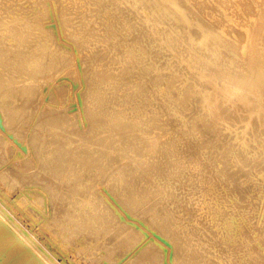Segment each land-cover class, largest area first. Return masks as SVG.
I'll list each match as a JSON object with an SVG mask.
<instances>
[{"label":"bare ground","instance_id":"6f19581e","mask_svg":"<svg viewBox=\"0 0 264 264\" xmlns=\"http://www.w3.org/2000/svg\"><path fill=\"white\" fill-rule=\"evenodd\" d=\"M20 1L22 2L23 0H18L17 2L19 3ZM27 1L28 0L23 1L22 4H24V2H27ZM41 1H44V0H41ZM33 2H35V0ZM90 2H91V0H52L51 5H50V3L47 4V2L46 3L42 2V3L37 4L38 3V1H37L36 5H34L35 4L34 3L33 4L34 6H33L30 4L28 5V3H26L27 5L26 4L22 5L21 3H19V5L18 4L12 5L13 2L11 0H0V201L1 200L8 201V203H10V206L13 209H17V210H19V209L22 210L23 208H26V206L31 205V207L28 206V208L23 209V210H25V212H22V213L29 214V218L35 224H37V226H38V224H40L41 227L45 231H49L52 239L54 238V240L59 244L60 247L65 248L64 253H66L65 251H67L66 248H68V247H72V250H73V248H78V252L80 254L83 252L84 259L87 262H89L88 261L89 259H93L96 254H99L101 257L98 259L94 258L93 260H95V261L99 260L100 261V259H105V261L107 260L106 262L109 264H120L119 262H121V264H264V0H253V4H250L249 2H247V0L246 1L245 0H233L232 2L231 1L229 2V0H212L209 3H212L214 6L210 7L212 5L211 4V5H209L210 8L206 7L203 2H197V1H193V0H165V1L164 0H124V2H123L124 4L125 3L127 4V7L129 8V12L130 11L132 12V10L134 12L135 9L138 10V11L135 10V12H137V14H138V12L139 13L142 12V13L138 14V16L140 15L143 17V22L145 20L148 23H153L151 26H149V24L148 25L146 24V25H143V27L149 26L151 28V30L146 28L147 29L146 31L149 30L150 31L149 34H151L152 37L155 36V39H156V36H158L157 39L155 40V42L157 41V43L158 42L161 43L158 47H160L163 44V45H167L170 49L172 48L171 50H174L175 54L173 56V54L171 53L172 54L171 56L176 57L178 59L179 68L182 69L181 67L185 63L186 65L183 66V69L185 71L188 69L190 74H191V77H190V75L188 74L189 72L188 71H187L188 73L185 72L186 74L189 75L190 80L192 79L191 80L192 83H191V81H190V83H188V81H186L187 84H186V82H184L186 84L185 87L188 86V84H189V86H190L189 88L191 89V92H193L195 94V95L193 94L195 96V97H193L195 100L192 101V103L197 102L198 104H200L199 106L200 107L202 106L203 110L205 111V114H203L204 116L202 115L204 117L203 119H201L200 115H196L195 119H196V117L198 118V116L200 117L198 121H196V120L194 121V118H193L194 116H193L192 121H194V122H192L191 119L189 120L190 117H188L189 124L193 123L192 126L194 129H192L191 128L192 126L190 127V125L189 126L187 125L188 123H187V120L185 119V116L187 118V115H186V113H185V116L183 115V112L181 110L182 105L180 104V106H179V102H180L179 101L177 107L179 106V108H181L180 109L181 111H180V113L179 112H177V113L174 112V113H176V115H177L176 117L180 119L179 121H180V123L183 124V127L188 126L192 130H199L197 132V134H199V135L201 134L203 136L202 137L200 135L201 139L204 138L203 142L206 143L205 144L206 146H207V144L212 143V141L216 137V135H219L218 134L219 131L222 132L224 130L223 132H225V131L230 130V132L235 133L234 138L231 137L232 139L231 140L229 139V141L225 140L224 139L225 137L223 136L224 137L223 138L222 135H220L222 137V139H224L225 142H227V143L224 142L225 146L222 144L223 147H220L221 150H219V152H217V150H215L216 148L214 149L217 152L216 153L214 151V154L216 153V157L214 156V154L212 156H214L215 159L217 160V164H218V162L220 163V165L223 164V167L225 166L224 169L226 170L225 171V170H223V168H219V169H221V171H219L220 174L218 173L219 176L212 175L214 173L213 171H215V170L211 171V172H213L212 174L211 173L209 174L210 169L208 170L209 172L207 171L208 173L204 172L206 167H208L207 166L208 164L205 165V161L209 162V161H211V159L212 160L214 159L212 157L209 160V158H210L209 157L210 156L209 149L206 150V151H209V155H208L209 161H208L205 157L206 155H204V153H202L203 151L202 152L199 151V149L201 148L202 145L201 144L199 145L197 143L198 146L195 147L192 145V143H196V142H190V141L195 140V139L190 140L192 138H195V136L192 138H189L192 136L189 133L191 136L190 135L188 136V134H187V136H188L190 141H188L186 139H181V141H183L184 145L187 148V149L186 148L185 149L189 152V155L192 157V158L188 157L189 155H188V153H186V155L183 154L184 159H185V157H188L191 159L190 160L191 161L190 170L197 171L196 172L197 175H195L196 176L195 179H197V178L198 179L193 181V178H192V180H190L191 178L190 179L185 178V179H187V183L189 180L191 182L193 181L192 183H190L188 185L189 188L186 192V195L182 194L184 196L180 197L181 198L180 200L179 199L176 200V198L174 199L173 198L174 196H171L172 194L170 195L172 198L167 199V197H166V199L164 200V198L161 195V197L163 198V203L161 202L162 201L161 197H160L161 201H158V199H156L157 196L156 197L152 196L153 199L148 201L149 196L151 197V194L155 195L154 192L157 191V189L155 188V191L150 192L151 189L154 188V187L153 188L150 187V190L147 191L148 190L147 188H149V187H147V184H146V186H144V188L147 187L146 192L145 191L142 192L143 193L142 196L144 195V199H138V198H140L139 195H141V193L139 195L136 194L139 196V197L137 196L138 198H134V196L131 195L132 193H130V195H129V193H127V191H125L126 193L124 192L122 194H117V193H114L113 191H111L105 185H104V187L99 186V184L101 182V180L99 181V178L101 176H104V173H105V170L102 169V166H104V165H101V163L99 164V162L102 161L104 158H107V160L111 159V163H108L110 160L107 162L108 164H110V166L112 164V161H114V163H116L117 165L120 166L119 169L121 168V169L127 170V168L129 169L131 165L129 164V161H125L128 159H124L122 157L125 156L126 151L130 150L132 146L134 147L137 145L136 140H132L136 143V145H134L133 143H130V144L128 143L129 146L131 144H132V146L129 147L128 150H126V148H125L126 143L129 142L126 140V143H123L125 146L124 147L122 146L123 151L119 152V150H121L120 148H122L119 146L121 141L122 140L125 141V138L130 139V137H131V136L130 137L124 136L128 133L124 134V133H119V132H122L123 129L127 125H129V124L126 125V121L128 120L127 117L128 116L130 117L131 114L130 115H128V114L130 112H133L134 110L132 111V110H130L131 109L130 108L129 113H127L128 110H127V112H124V114L127 113L128 116L125 115V116L121 117L120 113H123V112L120 109V106H118L119 104H117L118 108L117 107L116 108L120 109L121 112L119 113V111H118V113H117V110H116V113H117L116 116H112L113 112L115 113V111L109 110L112 112V114L110 115L109 112L107 111L108 112L107 114L110 115V116H108L105 113L106 110H105V112L103 110H100V109H102V106L104 107L103 102L107 103V104L110 103V102H105L106 100L109 99V97L104 99L105 93H103V94L98 93L99 95L97 93H95V96L93 95V97H91L92 100H95L97 102V103L95 102L96 105L97 104H99V105L103 104V105L100 106V108H98V109L97 108L96 109L95 108L90 109V106H89L88 107L89 109L86 110V107H85V111H86L85 119L87 118L86 119L87 123L89 122V125H90V127L87 126V128L89 127L90 129L89 130L86 129L85 132L82 130L81 131L86 134V133H88L87 131L90 132V130H91L94 133V135L93 136L90 135V136L93 137L92 140L94 142V140L96 141L99 139V138L96 139L98 134L95 135L94 129H96V131H97L101 127L105 126V125L102 126V124H106L107 126H105L104 129L101 128V130H99V131L102 133H104L103 131H105L107 134H108V132L109 133L114 132L117 128L116 126H119L118 127L119 129H122V128H120V126H123V125H126V126L121 131L117 130V132L119 131L118 132L119 134H124L123 138L121 135H118L119 138H114V137H112L113 135L112 136L108 135L110 138H112V140H113V138L114 139H121L122 138L120 143H118L117 140H113L114 142L116 141V143H114L112 140H111V142L110 141L108 142L107 140H105L108 143H110V145L112 142L114 143V145L119 144V145H117L118 148L120 147L119 149H117L118 152L116 151L117 154L115 152L113 153V151L109 152V149L112 148V145H111V148H108V146L106 147V148H108V150L104 149V147H103V149L107 150V151H100L101 149H97V151H100L99 152L100 155H97L98 154L97 152H96L97 153L96 155L102 157V160L96 158V161H95V159H93L94 157L93 158L91 157L92 155L95 154L92 151V149H94L95 147L92 148L91 147L92 145L90 146V145H88L89 143H87L89 140L91 141V139H89L90 136H88L90 133L88 135L86 134L87 135L86 136V135H83L82 133H80V131L78 132V130H76L77 131L76 132L74 130L76 132L74 134L77 135L80 133L79 135H77L75 137V138L80 137V140L78 142L72 141V139L70 140L69 136H67V138H66L62 135L64 137L63 138L61 136L63 138V141L58 142L57 141L58 139H56V141L58 142L56 144H60V146L58 145V147H60V148H58V150L56 149V151H55V149L53 150V148L57 147L54 144L55 143L54 142L53 145H55L56 147L53 146V148H50V149H52V151L50 150V154H48V155L46 153V156H45L46 158H45L43 156L44 155L43 149L46 148V145L48 146V142H46L47 144H44V139L46 136H43V139H42V142L44 145H42L41 142H39V144H41V146L39 147L38 143L36 144L35 142L41 141L40 135H39L40 140L35 139L38 136L34 138L32 135H30L32 137H30V136L29 137L32 139L34 138V140H32V139L28 140L25 137L21 138L22 136H21V134H19V132H22L21 130L24 129V127H22L21 130L20 129L17 130L16 126L13 127L14 124L17 125V123L21 119V116L27 111L29 104L32 103L31 101L33 100V98L35 96H37L36 95L38 93L37 87L39 88L38 84L41 83L40 79H43V78L45 79V77H47L48 81H50V79H49L50 75L47 74V72H46L47 70L49 72L50 68L49 69H46V68H47V65H48V67H51V65L45 64L46 68L40 67V65H39V69L41 68V70L39 71L38 69H36V70H38V73H36L37 71L34 72L35 67L38 66L37 63L39 61H41L43 59V57L46 60H47L46 57H49L48 55L50 52L48 53V52H46L47 50L45 51L46 54H48V55H45L44 54L45 52H42L43 50L46 49V48L42 49V48H44L41 46L42 43L44 42L47 44V42H48L47 38L51 37V36L49 37V35H51L50 32L53 31L54 29H58L57 28L58 26L55 25L54 27L52 26L53 30H51V26H49L48 24L49 23L51 25L56 24L55 22H59V21H56V19H58V18H56V19L54 18L55 19L54 23L48 22L47 21L48 14L50 15V11L52 13H55V12L61 13L62 16L61 15L58 16L59 14H56V13L54 15H57L58 17L63 18V14L65 17L66 15L70 16L73 13V11L74 12L82 11L80 13L83 15V11L84 12L87 11V8L86 9L83 8L84 5L87 3H90ZM94 2L96 5L97 4L96 2L99 3V0L94 1ZM101 2H102V0H101ZM107 2L109 3V1H107ZM116 2H118V0ZM108 3H107V5H108ZM101 4H103V2ZM111 4H109V5H111ZM114 4L116 6L117 3H114ZM119 4H120V2H119ZM121 4H122V2H121ZM126 4H125V6H126ZM18 6H21V7L17 8ZM90 6H92V5H90ZM98 6H100V4ZM115 6L113 8L120 7L118 5L116 7ZM122 6H124V5H122ZM27 7H29V8H27ZM80 8H81V10H80ZM93 8H96V6ZM100 8H102V5H101V7H99V10H101ZM107 8H104V10ZM91 9H92V7H91ZM120 9L125 10L123 8H120ZM71 10H72V13L70 14ZM115 11H117V10H114L113 13ZM127 11H128V9H127ZM118 13L116 12L115 14H118ZM106 14L104 16H106ZM110 14H112V13H110ZM54 15H52V16H54ZM133 16H134V14L132 15V17ZM73 17H71L69 19L71 20ZM80 17H83V16H79V18ZM118 17L122 18L121 14ZM118 17H116L114 19L120 21L121 19H118ZM123 17H125V16H123ZM135 17H137V16H135ZM139 17H137V18L139 19ZM104 18H106V17H104ZM104 18H102V19H104ZM63 19H65V18H63ZM78 19L76 18V20H78ZM99 19H101V18H99ZM124 19L126 20L127 18H124ZM44 20H45V22H44ZM81 20L82 21L86 20L87 22H89L88 19H81ZM105 20L107 21V19H105ZM108 20L110 21V19H108ZM140 20H142V19H140ZM140 20L135 21V22H139ZM109 21H107V22H109ZM118 21H117V23H118ZM126 21H125L126 24L130 23L129 21L128 22H126ZM111 22H114V20H111L110 23ZM65 23H66V21L64 22V24ZM103 23H105V22H103ZM71 24H72V22H71ZM85 24H86V22L84 23V25ZM97 24L99 25V22L98 23L96 22V25ZM106 24L108 25L109 23H106ZM106 24H104V26ZM112 24H114V23H112ZM112 24H110V25H112ZM126 24H124V25L127 28ZM130 24H133V23H130ZM141 24H143V23L141 22ZM187 24H190V26H187ZM58 25H60V24H58ZM82 25H83V23H82ZM87 25H88V28H84L85 27L84 26L83 27L84 31H82L81 33H80L81 30H79L78 34H71L68 37L73 41V43H75L76 46L77 45L80 46V48H82L81 47L82 45L87 44L86 43V42H88L87 38L91 37V33H90L91 31H89V29H90L89 24H86V26ZM93 25L94 24H91V26H93ZM139 25H140V23H139ZM161 25H162V27H161ZM166 25L169 28H166L165 27ZM97 26H95V28ZM121 26H122V24H121ZM99 27H101V30L103 29L102 25H99ZM141 27L139 29H141ZM64 28H66L68 30L69 26L64 27ZM76 28L79 29L82 27L80 25V27H76ZM95 28H93V29H95ZM134 28H136V27H134ZM72 29H73V27H71V32H72ZM144 29H143V31H144ZM109 30H110V28H109ZM121 30H122V28H121ZM132 30L133 29H131V32H132ZM162 30H163V32H162ZM54 31H56V30H54ZM143 31H141V32H143ZM146 31H144V32L146 33ZM99 32H100V28H99ZM141 32H140V35L142 34ZM61 33H64V32L61 30V32H59V35ZM66 33H67V31H66ZM96 33H94V34L96 35ZM92 34H93V32H92ZM102 34L104 35V33H102ZM232 34L234 35V38L237 41L236 43H234L232 41L230 42L228 39L225 38V37H227V35H228V37H229V35H231V37H232ZM66 35H68V34H66ZM103 35H101V36H103ZM143 35H144V33H143ZM143 35H141V37L139 35H138L139 37L138 36H135V37L141 38L142 39L141 41L143 42L144 38H142V37H145L146 34L144 36ZM162 35H165V37ZM41 36L47 37L45 39L47 41L45 42L43 39V42L40 45V44H37V43H39L37 39L39 38V41H40ZM55 36H57V35L55 34ZM128 36H130V35H128ZM43 37H41V38H43ZM62 37H64V36L62 35ZM93 37L90 38L89 43L93 42V40H94ZM109 37H111V36H109ZM147 37L149 39V35H147ZM223 37H224V39H223ZM54 38L55 39H53V40H56V37H54ZM60 38H59V40H60ZM122 38L124 39V37H122ZM136 38H135V40L137 41ZM35 39L37 41L36 44H35ZM91 39H93V40L91 41ZM100 39H98V41H100ZM102 39L104 41L105 38L103 37ZM130 39H131V37H130ZM150 39H151V37H150ZM49 40L51 42H57V40L53 41L52 37ZM61 40H62V38H61ZM95 40H96V38H95ZM72 41H70V43ZM98 41H97V43H98ZM110 41H112L111 43H113V44L115 43L116 46L118 45V44H116V41L114 42V40H111V39H110ZM110 41H109V43H110ZM151 41H153V40H150V42ZM145 42H146V40H145ZM67 43H68V40H67ZM95 43L96 42H94V44L92 43V44H88V45H90V46L93 45L92 47L95 48V47H97V46H95L97 43L96 44ZM102 43L108 47L107 44H109V43H107L106 40H105V43L104 42H102ZM131 43H129V41H128V44L131 45ZM56 44L58 45L59 43H56ZM56 44H53V45L51 44L50 48L53 47L52 50L54 48H55L54 50H56V48H58L57 46L54 47V45H56ZM65 44H66V42L63 45H65ZM103 44L100 43V45H98V48H99V46H101ZM113 44H111L112 47H108V49L113 48L114 49L113 54H114V52H117V51H115V49L118 47L114 46L115 47L114 48ZM139 44L140 43H138L137 45L140 47L142 45V43L140 45ZM123 45H126V44L124 43ZM163 45L158 49L162 50L161 48L163 47ZM183 45L185 46L184 48L181 47ZM84 46H85V48H87L86 45H84ZM106 46L104 48L107 50ZM131 46H133V45H131ZM131 46L128 45V48ZM138 46L136 47V49L141 51L142 48L140 49ZM146 46H148V45H146ZM47 47H49V45ZM69 47H71V46L69 45ZM92 47H89V48H92ZM122 47L126 48V46H122ZM143 47H144V44H143ZM153 47H155V46H153ZM50 48H47V49H50ZM104 48H102V50ZM119 48H121V46ZM79 49H78V51H79ZM97 49H96V51L100 52L101 49L100 50H97ZM149 49H150V47H149ZM149 49L148 50L146 49V52H148ZM158 49H157V51H158ZM164 49L166 50V48H164ZM60 50L62 51V47L60 48ZM63 50H65V49L63 48ZM72 50H71V53H73ZM111 50L109 51L110 53H111ZM129 50L131 51V48H129ZM88 51H90V50H88ZM88 51L86 53L88 56H90L89 55L90 53H88ZM103 51H102V55H103ZM142 51H144V50L142 49ZM142 51L140 54L144 55L143 54L144 52L142 53ZM153 51H154V49H153ZM56 52H55V56H57V54L59 55V53L61 55L60 51L57 53ZM64 52H66V51H64ZM67 52H66V54H67ZM109 52H107V54ZM135 52H136V50H135ZM51 53H50V55L54 54V51L52 54ZM98 53L96 55H98ZM126 53H128V52H126ZM150 53H148V54L150 55ZM158 53H159V51H158ZM230 53H232L234 56L230 55ZM75 54L77 55V51ZM75 54H74V56H75ZM115 54H117V53H115ZM152 54H153V52H152ZM87 55L84 58H87ZM96 55L90 56L91 57L90 59L91 60H92V58L94 59ZM102 55H101V57H102ZM134 55H135V53H134ZM70 56L73 57L72 54H70ZM78 56L80 58V54H78ZM81 56H84V55H81ZM117 56H118V54H117ZM135 56H137V55H135ZM135 56H133V58H136ZM50 57H54V56H50ZM62 57H60V58L62 59ZM99 57L100 56H98V58ZM108 57H110L109 54H108ZM108 57L106 56V58H108ZM140 57H142V56H140ZM151 57H153V56H151ZM75 58H76V56L73 57V59H75ZM96 58L94 60L99 61ZM102 58L103 59L100 61L105 60L104 55ZM114 58H115V56H114ZM149 58H150V56H149ZM49 59L51 60V58H49ZM67 59H68V56H67ZM67 59L65 58L66 62L68 61ZM73 59H71L72 62L68 63V64H72ZM88 59L89 58H87V61H89ZM126 59H124V60L126 61ZM137 59H138V56H137ZM63 60H64V58H63ZM82 60H83V57H82ZM84 60H86V59H84ZM109 60H108V62H109ZM176 60H175V62H176ZM42 61H44V60H42ZM48 61L49 60H47L44 63H47ZM54 61H56V60L54 59ZM116 61L118 62V60H116ZM129 61H130V59H129ZM135 61H136V59H135ZM168 61H173V60H168ZM81 62H83V61H81ZM81 62H79V63H81ZM120 62H121V60H120ZM122 62H123V60H122ZM158 62H160L159 66H161L159 68L162 69V62L160 60H158L156 63H158ZM178 62H177V64H178ZM44 63L41 62L40 64L44 65ZM49 63H50V61H49ZM51 63H52V61H51ZM55 63H56V65L53 66V68L55 67L57 69L56 66H58L57 65L58 63L57 62H55ZM83 63H85V62H83ZM92 63H94V62H92ZM95 63L97 64V62H95ZM132 63L133 62H131L130 64H132ZM163 63H164V60H163ZM181 63L183 64L182 66H180ZM62 64H60L61 67H62ZM87 64H86V66H88ZM99 64H101V63H99ZM104 64H105V62H104ZM132 65H134V64H132ZM67 66L68 65H65L64 69L68 71V69H66ZM74 66L75 65H73V68L77 67V66L76 67H74ZM79 66L81 67L80 72L83 73L84 69H82V65L79 64ZM90 66H92V65H90ZM93 66H94V64H93ZM105 66H107V65H105ZM134 66H136V64ZM134 66H133V68H134ZM150 66H151V64H150ZM155 66H156V64H155ZM71 67L72 66H69L68 68H71ZM110 67L112 68L111 65H110ZM126 67H127V65H126ZM164 67H166V66H164ZM168 67H169V65H168ZM176 67H177V65H176ZM184 67H186V69ZM100 68H102V65L100 66ZM100 68H99V71L101 70ZM121 68H119V69L121 70ZM123 68H125V67L123 66ZM128 68H130V67H128ZM136 68H138V67H136ZM142 68H140V69H142ZM148 68L149 67H147V69ZM76 69L78 70V68H76ZM106 69L107 68H105V71L107 72ZM110 69L108 70V71H110L109 73H111ZM119 69H117L116 71H118ZM149 69L153 70L151 67ZM169 69H170V67H169ZM172 69L175 71L174 68H172ZM172 69H170V71ZM57 70L59 71V69H57ZM57 70H55V71H57ZM85 70H87V69H85ZM95 70L97 71L98 68L96 69V67H95ZM122 70H121V73L123 74L126 70H123L124 72ZM173 70L171 72H174ZM176 70H177V68H176ZM53 71H54V69H52L51 73H53V74L56 73V75H54V76H58L60 74V73L57 74V72H55V71H54L55 72L54 73ZM60 71H62V69H60ZM90 71L91 70L89 68L88 74H90V73L92 74V71L91 72ZM116 71H115V73H117L118 75L121 74L120 72H116ZM162 71L164 72V70H162ZM166 71H167V68H165V74H166ZM33 72L36 74L34 75ZM78 72H79V70L77 71V73ZM144 72H145V70H144ZM154 72L155 71L153 70L152 73L149 74L146 71V75L147 74L152 75V77L150 76L151 79L153 78L154 80L153 79L152 80L156 81V79H155L156 77L153 75ZM168 72H169V70H168ZM181 72H180V74H181ZM160 73H162V72H160ZM46 74H47V76H46ZM104 74L103 75H102V73L100 74L101 76H106V77H104V80L102 79L103 82L105 80H108V79L110 80V78H111L110 82H113V80H112V78L114 77L113 75L107 76L106 74L105 75ZM133 74H136V73H133ZM165 74L162 73V75H165ZM23 75H25V77ZM84 75L88 76L87 74H84ZM95 75H97V74H95ZM98 75H99V73H98ZM140 75L141 74L139 73L138 77H140ZM143 75L145 76V74H143ZM168 75H169V73H168ZM168 75H166V76H168ZM97 76L92 77V79H91V77L90 78L88 77L90 79V80L89 79L88 80L92 82L90 84L94 85V86L90 85V86H92L91 88L89 86L88 87L90 89H92L94 92H97L96 88H93V87H96L95 83H99V81H97V79H96V78H98ZM166 76L163 78H166ZM172 76L174 77L175 75H172ZM176 76H180V75H176ZM58 77H60V75ZM63 77L61 76V78H63ZM66 77H68V76H65V80H66ZM80 77L82 78V76H80ZM119 77H121V76L119 75ZM169 77L170 76H168V79H169ZM18 78L20 80L22 78V80L19 81ZM69 78H67V79H69ZM114 78H117V76ZM38 79H39V81H38ZM83 79H86V78H83ZM99 79L100 78H98V80ZM132 79L133 78H131V80ZM141 79H145V78L142 77V78H140V80ZM36 80L39 83L36 85V83L34 82V84H35L34 85L32 81H36ZM53 80H55V79H53ZM116 80L114 79V81H116ZM181 80L182 79H180L179 81H181ZM48 81H46L45 85L48 84L47 83ZM59 81H61V80H59ZM134 81H135V79H134ZM146 81H148V80H146ZM149 81H150V78H149ZM153 81H151V82H153ZM157 81H158V79H157ZM157 81H156V83H157ZM58 82L56 79V84ZM66 82H65V84H66ZM75 82H76L75 85H77V84H79V86L82 85V83L80 84V82H77V81H75ZM81 82H84V81H81ZM143 82L144 81L142 80L140 85H142ZM164 82L165 81H163V83ZM171 82L173 84L172 83H169V84L170 85L172 84V86L173 85L176 86L175 83H178V82H174L173 80H171ZM181 82L183 84V81H181ZM104 83H106V82H104ZM116 83H117V81H116ZM125 83H127V81H125ZM108 84H107V90H108V86L110 85V84L109 85ZM111 84H114V83H111ZM145 84H148V83H145ZM145 84H143V87H145L144 86ZM149 84H148V86L152 85L150 82H149ZM180 84H179V86H180ZM41 85H44V84L41 83ZM60 85H61V83H60ZM85 85H86V83H85ZM160 85H162V84L160 83ZM61 86H59V87H61ZM67 86H65V89L67 88ZM73 86H74V84H73ZM167 86H168V84H166L164 86V88L166 87V89H167L166 91L171 92V90H168ZM179 86H178V88H179ZM59 87H57V88H59ZM97 87H99V86H97ZM104 87L106 90V86H104ZM104 87H102V89H101V87H99V90L100 89L103 90ZM109 87H110V89H112L111 85ZM146 87L143 89L144 92L147 90ZM151 87L153 88V89L152 88L151 89L154 90V87L153 86H151ZM169 87H171V86H169ZM41 88H43V87H41ZM117 88H116V90H118ZM184 88H182V89L184 90ZM49 89H50V87H49ZM65 89H63L61 91L64 92ZM70 89H71V83H70ZM149 89H150V87H149ZM170 89H172V87ZM174 89L176 91L177 86L174 87ZM182 89H181V91L184 92ZM53 90L56 94L61 92V91H58V93H57L55 89H53ZM72 90L73 89H71L70 91H72ZM140 90H142V88ZM140 90H138V91H140ZM152 90H151V92L153 93ZM40 91H42V90L40 89ZM70 91L68 93H65V94H71L72 92H70ZM172 91L174 92V90H172ZM185 91H186V88H185ZM83 92H84V90H83ZM94 92H93V94H94ZM99 92H102V91H99ZM135 92H137V91H135ZM142 92H139L138 94L135 93V94H137V96H138L141 93V95H142ZM168 92H166V93H168ZM178 92H179V90H178ZM182 92H181V94H182ZM89 93H91V92H89ZM89 93L87 91V95H89ZM127 93L128 92H125L121 95L125 96V98H126ZM132 93L134 94V92H132ZM145 93H147L146 95H148L149 92L147 91ZM166 93H164V94H166ZM50 94H51V92H50ZM77 94H73L74 97ZM131 94H129V96ZM176 94L174 93L173 95L178 97V95L180 93L178 95H176ZM187 94H188V96L191 95V94L189 95V89H188ZM41 95H42V93L40 94V96ZM79 95L80 94L77 95V98L79 97V100L82 101L81 100L82 97H81V95L80 96ZM82 95L85 97V93ZM100 95H103V98ZM106 95H107V93H106ZM113 95L114 94H112L111 96H113ZM121 95H120V97L116 96V98L117 97L121 98ZM149 95L151 96L152 94L149 93ZM155 95L156 94H154V96ZM173 95H170V97H173ZM44 96L45 95H43V97ZM56 96H58V95H56ZM90 96H92V95H90ZM142 96L144 97V95H142ZM142 96H141V99L143 98ZM139 97L140 96H138V98ZM151 97H153V96H151ZM151 97H149V98H151ZM164 97H165V95H164ZM50 98L53 99L54 97H50ZM55 98H57V97H55ZM85 98H82V99H85ZM91 98H89V99H91ZM112 98H114V97H112ZM112 98L110 100H113ZM132 98L133 97H131L129 102H131V100L132 101L135 100ZM135 98H137L136 95H135ZM147 98L148 97H146V99L145 98H143V99L147 100ZM157 98L159 99L160 96L159 97L157 96ZM157 98L155 96L156 100H157ZM179 98L181 100H183L182 98L188 100V97L185 98V97H183V95H182V97L179 96ZM193 98H191L189 100H192ZM36 99H38V98H36ZM40 99H38V102ZM52 99H51V104L53 103L52 101H54V100L56 101V99H54V100H52ZM57 99L59 100V98H57ZM70 99H71V97H70ZM75 99H76V97H75ZM34 100H35V98H34ZM71 100L73 101V99H71ZM114 100L116 101L115 98H114ZM136 100H138V99H136ZM153 100L151 102L149 99L150 103H154ZM159 100H161V99H159ZM165 100H163V102ZM29 101L31 103H29ZM42 101L45 102L44 99ZM66 101H68V100H66ZM118 101L120 103L119 99L117 100V103H118ZM138 101H135V102L137 103ZM167 101H168L167 104H169V100H167ZM184 101L187 103L186 100H184ZM61 102H62V100H60V103ZM84 102H85V100H84ZM88 102L91 103V107H92L91 100H89ZM124 102H125V100H124ZM129 102H127V103H129ZM160 102L162 103V100ZM40 103H41V101H40ZM60 103H59V105H61ZM76 103H78V102H76ZM95 103H94V105H95ZM136 103H132V104L135 105ZM141 103H142V101H141ZM143 103L141 104L142 106H143ZM157 103H159V102H157ZM176 103L177 102H175V104ZM26 104L28 105V107ZM85 104H86V102H85ZM107 104L105 106H107ZM110 104H108V105H110ZM129 104L131 105V103H129ZM167 104H165V106H168ZM170 104H171V101H170ZM188 104H190V102ZM39 105H38V108H39ZM54 105L55 104H53V106ZM66 105H67V107L69 106L68 104H66ZM71 105H72V103H71ZM88 105H90V104H88ZM120 105H121V103H120ZM144 105H145V103H144ZM148 105L149 104L147 103V106ZM153 105H155V104H153ZM161 105H163V104H161ZM45 106H47V105H45ZM45 106H44V109H43V106L40 107L44 110L43 111L44 115H42V117L40 118V119H42V121L41 120L39 121L38 120L39 118L37 119L39 122H41L39 124L42 127L45 125V128H47L46 125H48L47 124L48 121H49L50 125L53 124V126H55L54 125L55 123L60 124L61 121H63V120L65 121V119L67 120L66 114H64V117L62 116V114L60 115L61 111L66 112V110H64L65 108L62 110L59 107L60 108V111H59L58 108H57L58 110H56V109L54 110L55 107L54 108L51 107L53 109H49L50 108L49 104H48L49 108H47ZM84 106L82 107L83 110H84ZM113 106L114 105H112L111 107H113ZM147 106H144V108H146ZM187 106L189 107L190 105H187ZM194 106H192V107L194 108ZM199 106H195V108H197ZM36 107H37V105H36ZM124 107H127V106L124 105ZM130 107H132V108L136 107L137 108V106H134V107L130 106ZM152 107H155V106H152ZM159 107H161L160 109H162V106H159ZM177 107H175V108L177 109ZM184 107H186V105L183 106V108ZM30 108L31 107H29V109ZM46 108L49 110H47ZM77 108H79V107H77ZM107 108H108V106H107ZM136 108H134V109H136ZM190 108H191V106H190ZM45 109L48 111L47 113H44ZM153 109L154 108H152V111H154ZM197 109H199V108H197ZM141 110L142 109H140L136 112H141ZM169 110H171V109H169ZM186 110L187 109H185V111ZM190 110H193V109H190ZM30 111L29 112L27 111V112L31 113ZM33 111H35V108ZM41 111H40V113H41ZM78 111H79V109H78ZM123 111H124V109H123ZM145 111H146V109L144 110V112ZM152 111H150L151 114H152ZM164 111L162 112V114L164 113ZM172 111H173V109H172ZM172 111L167 112V110H166L167 115H168V113H170L171 115L174 114V113H172ZM194 111L196 114L198 113V112H196V110H194ZM136 112L134 111V113H136ZM150 112H149V114H150ZM70 113L68 116H70ZM134 113H132V114L135 115ZM147 113H144V114H147ZM188 113L189 112H187V114ZM202 113H204V112H202ZM41 114H39V115L41 116ZM74 114H76V113H74ZM124 114H121V115H124ZM151 114H150V120H151ZM155 114L154 115L157 116V113H155ZM159 114H161V113H159ZM35 115H36V113H35ZM77 115H75L74 117H76ZM103 115H105L107 117V120L109 119V121L107 123L103 122L106 119V117H102ZM140 115L142 116V114H140ZM140 115H139V117L135 116L136 119L133 118L134 116L133 117L131 116L132 118L131 117L130 118L138 120L137 118H140ZM167 115H162V117L167 116ZM188 115H191V113ZM26 116H28L29 119L31 118V117H29V115H26ZM81 116H83V115H81ZM159 116L160 115H158L157 118L161 117V116L160 117ZM169 116L170 115H168V117ZM79 117H77V118H79ZM142 117L140 119H142ZM154 117H152V119ZM173 117L174 116H172V118ZM24 118L25 117H23L22 119H24ZM77 118H75V120ZM126 118H127V120H126ZM143 118H144V122L142 124H147L149 122V121L148 122L145 121L147 119V116H146V119H145V117H143ZM148 118H149V116H148ZM157 118L155 117V119H157ZM172 118H171V120H172ZM177 118L173 119V121L175 123H177L176 122ZM22 119H21V121H22ZM70 119H71V116H70ZM80 119H79V121H80ZM83 119H81L82 123L84 121ZM124 119L126 120L125 123L123 122ZM131 119H130V121L132 122ZM169 119H170V117H169ZM26 120H28V119H26ZM31 120H33V119H31ZM147 120H149V119H147ZM159 120H160V122L162 121L161 118ZM171 120H169V122ZM38 121H36V124H34V125H37ZM64 121H63V123H64ZM140 121H142V120H140ZM24 122H25V120H24ZM27 122L28 121H26V123ZM109 122H111L112 124L111 123L109 124ZM133 122H135V121H133ZM145 122H147V123H145ZM20 123L21 122H19V125H20ZM29 123L30 122H28V124ZM63 123H62V126H66V127L68 126V122L65 125H63ZM72 123L75 124L76 121L75 122L73 121ZM137 123H138V121H137ZM140 123H138V124H140ZM155 123H157V122H155ZM155 123H153V125ZM161 123H163V122H161ZM161 123L159 125L163 126V124H161ZM23 124H25V123H23ZM79 124H77V125L79 126ZM100 124H101L100 128H97L98 125H100ZM132 124H136V123H132ZM138 124H136V125H138ZM170 124H169V126H170ZM174 124L173 125L171 124V126L173 127ZM19 125H17V126L20 127ZM82 125H85V124H82ZM136 125H134V126H136ZM151 125H152V123H151ZM175 125H177V124H175ZM25 126H26V124H25ZM78 126L76 129H79ZM138 126L141 128L143 125L142 126L138 125ZM138 126H136L137 127L136 132L138 131ZM147 126H149V125H147ZM157 126H158V124H157ZM157 126H155V128ZM32 127H33V125H32ZM61 127L59 126V128H61ZM71 127H72V125H71ZM106 127L110 128L111 131H107L108 128H107V130H105ZM136 127H133V129L135 130ZM35 128H36V126H35ZM38 128H39V126H37V128L35 130H39L41 127L39 129ZM56 128H58V127H56ZM63 128H65V127H63ZM80 128H81V126H80ZM143 128H144V126H143ZM165 128H166V126H165ZM165 128L163 127V130ZM173 128H178V127L174 126ZM181 128H182V125H181ZM181 128L180 129L178 128V129L182 130L183 128L182 129ZM26 129H24V130H26ZM43 129H44V127H43ZM54 129H55V127H54ZM68 129H66L65 131H69ZM71 129H73V128H71ZM102 129H103V131H102ZM133 129H131V127L128 128V126H127V128H125V130H127V131L133 130ZM148 129L147 130L145 129L146 131L145 130L142 131L143 133L140 132L141 130L139 129V132L142 133V135H143L144 132L149 133ZM30 130H31V128H30ZM55 130H58V129H55ZM55 130H52L53 131L52 133H54ZM125 130L123 132H125ZM156 130H158V129H156ZM165 130L167 131L168 129H165ZM179 130L174 131V133H173L174 136L176 134L175 132H177V134L181 132V131L179 132ZM185 130H187V129L185 128ZM28 131H29V129H28ZM39 131H41V129ZM39 131H37V133ZM168 131H171V130H168ZM41 132H42V135H45V133L43 134L44 131H41ZM92 132H91V134H93ZM132 132H134V131H132ZM139 132H138V135H135V137L140 136ZM154 132L150 131V133H152L150 135L151 137H152ZM159 132H161V131H159ZM167 132H165V133H167ZM184 132H181L182 134L180 133L181 138L185 134ZM190 132H192V131H190ZM31 133H33V132H31ZM55 133H56V131H55ZM68 133L66 132L67 135H68ZM129 133H131V132H129ZM187 133H188V131H187ZM192 133H194V132H192ZM222 133H220V134H222ZM225 133H223V135H225ZM112 134H114V136L117 135L115 133H112ZM145 134L143 135V137L146 136ZM197 134H195V135H197ZM49 135H52V134H49ZM56 135H58V134H56ZM72 135H70V136H72ZM102 135L108 138V136H106L105 134H102ZM157 135L155 134V138L159 137ZM180 135L179 134L177 135L179 139H180ZM199 135L197 137H199ZM84 136L89 137L88 138L89 140ZM147 136H149V134H147ZM168 136H170V135H168ZM48 137L49 136H47L46 138H48ZM94 137H95V139H94ZM102 137L100 139H102ZM143 137H141V138H143ZM217 137H219V136H217ZM58 138L60 140V137H58ZM72 138H74V135ZM134 138H131V139H134ZM162 138H163V135L161 136V139ZM171 138H172L171 141L173 142V139H174L173 136ZM178 138H176V139H178ZM185 138H186V134H185ZM49 139L52 140V137H50ZM166 139L169 140V137ZM179 139H178V141H179ZM141 140H143V139H141ZM155 140H157V139H155ZM102 141H103V143H102ZM105 141L100 140V142H99V140H98L95 143L99 142V145L101 143L103 145H107V143L104 144ZM147 141H144V143H146ZM158 141H160V140H158ZM158 141H156L155 144L158 146L157 148L160 149L161 147H159V145L157 144ZM161 141H163V143H164L163 139ZM199 141H201V140H199ZM49 142H51V145H52V141H49ZM175 142L177 143V140ZM70 143H72L74 145H72L70 147L69 146ZM85 143H87L89 148L90 147L92 148L91 149L92 153L91 152L89 153L86 150V149L89 150L87 145H86V147H87L86 149L83 148V145ZM138 143H140V142H138ZM141 143H142V141H141ZM148 143H150V142L148 141ZM152 143H150V144H151V147L153 148ZM169 143H170V141H169ZM199 143H201V142H199ZM11 144L13 145L12 147L16 151H14L13 149H12L13 151L10 150V147H8V146H10ZM90 144H91V142H90ZM155 144H153V145L156 146ZM99 145H96V147L97 146L99 147ZM143 145H145V148L148 149L149 145H147L148 147H146V144H143ZM170 145H168V146L172 147V144H170ZM214 145H215V143H214ZM214 145L211 144L212 147H214ZM176 146H178V145H176ZM185 146L181 145L180 147H185ZM209 146H207V148ZM115 147L113 146L112 149L116 150ZM127 147H128V145H127ZM133 147H132V149H133ZM136 147H138V149L136 148V151H133L130 154L136 153L137 150H139L140 146L137 145ZM141 147H143V146L141 145ZM198 147H199V149H198ZM217 147L219 148V145ZM124 148H125V150H124ZM174 148H172V150ZM203 148H204V146H203ZM149 149H148V151H149ZM158 149H157V151H155V153L151 151L150 153H154L152 155L148 152L150 154V156L155 157V161L157 159H160L159 157L161 156V153H159L160 156H158L157 159H156V156H154V155H158L157 154L159 151ZM181 149H184V148H181ZM162 150H164V149H162ZM178 150H180V149L178 148ZM178 150L174 149V152L178 151ZM186 150H183V151H186ZM169 151H170V149H169ZM206 151H205V153H206ZM45 152H47V150ZM139 152L140 151H138V154H139ZM146 152H147V150L145 151V153ZM174 152L172 154L169 153V155L173 156ZM120 153H124V155L123 154L121 155ZM141 153H144L143 148H142V152H140V155L143 158L144 156ZM148 153H146V154H148ZM182 153L179 154V157H180V155H182ZM90 154H91V156H90ZM126 154H128V153H126ZM149 154H148V156H149ZM135 155L133 156V158H135ZM126 156H128V155H126ZM139 156L137 157L138 161L140 162L139 164H142V166H143V163H141L142 161L139 159L140 158ZM165 156H168V155H165ZM161 157L163 159L164 156H161ZM179 157H177L178 158L177 160L180 159ZM10 158H11V162L9 164H7V160ZM131 158L129 160H131ZM170 158H172V157H170ZM170 158L168 157V160L166 161L167 164H168V161L171 160ZM182 158H181V161H182V164L184 165L185 161L183 163ZM175 159H173V161ZM97 160H100V161H98V163H97ZM133 160L135 162V159H133ZM142 160H146V159H142ZM150 160L148 161V163L150 162V164H152V162ZM186 160L188 161L189 159L186 158ZM103 161H102V164L106 160L104 162ZM155 161H153V164H156ZM179 161H177L178 164H180ZM190 161H189V163H190ZM212 162H214V160ZM107 163H105V164H107ZM148 163L145 161V164H148ZM173 163H176V162H173ZM189 163H188V165H189ZM116 164L114 166H116ZM160 164H163V163L161 162ZM164 164H165V162H164ZM164 164L161 165V167H163ZM134 165L137 166V163ZM148 165H146V166L148 167ZM156 165L158 166V164H156ZM133 166L131 167V169L133 168ZM135 166H134V170H136L138 172V170H140V169L137 170V168H139V167L135 168ZM138 166H141V165H138ZM175 166H177V163ZM209 166H210V164H209ZM212 166H210V167H212ZM164 167H167V169H168V166L165 165ZM169 167H170V165H169ZM181 167H182V165H181ZM149 168L151 169L150 166H149ZM163 168H161V169H163ZM213 168H215V166ZM108 170H107V172L112 171V169H110L109 171ZM113 170L116 171L118 169H113ZM129 170L127 172H129ZM132 170H130V171H132ZM141 170H143V167L141 168ZM169 170H171V168ZM158 171L159 170H157L156 172L158 173ZM162 171H164V169ZM176 171L184 173L183 171H180V169L176 170ZM120 172H121V170H120ZM133 172H135V171H132L130 173H133ZM146 172H147V170H146ZM151 172H152V170H151ZM169 172L171 173L172 171H169ZM185 172H186V170H185ZM109 173L111 174V172H109ZM109 173H107V174H109ZM153 173H152V175H154ZM164 173H165V171H164ZM170 173H169L170 177H176V176L180 177V175H181V177L183 176V174H181V173L179 175H176V176H171ZM107 174H105V176ZM112 174H113V171H112ZM140 174H143V172ZM185 174H188V173L186 172ZM111 175H109V176H111ZM138 175L139 174H137V176ZM152 175L151 176L149 175L150 178H148V179H151V177L153 178ZM129 176H132V179L135 178L134 174L133 175L130 174ZM129 176L127 175L126 177H129ZM144 176L147 177L148 174L147 175L144 174ZM165 176H167V175L165 174ZM192 176L195 177L194 175H192ZM107 177H106V179H107ZM118 177L120 178L119 175H118ZM146 177L144 178V180L146 179ZM157 177H158V174H157ZM162 177H163V175H162ZM179 177H178V179H179ZM184 177L182 179H184ZM186 177H187V175H186ZM188 177H189V175H188ZM122 178L124 179L123 176H121V179ZM141 178H143V177H141ZM160 178H161V176H160ZM164 178L167 179L168 176H167V178L166 177H164ZM100 179L103 180V178H100ZM136 179L137 178L133 179L134 182ZM140 179H138V182H140L139 184L142 183L144 185L145 182L142 181L143 179L140 181ZM170 179H172V178H170ZM170 179H169V181H170ZM108 180H110V179H108ZM179 180L182 181L181 179H179ZM115 181H117L116 178H115ZM120 181H122V180H120ZM131 181H128V182H131ZM146 181H147V183H148V181L150 183L151 180H146ZM155 181L157 182V180H155ZM161 181H162V179H161ZM165 181H164V183L167 182V181L166 182ZM173 181H175V180H173ZM180 181L178 184H182V182L180 183ZM128 182H126L124 184L125 187H127L126 185L129 184ZM132 182H131V184H132ZM138 182H136V183H138ZM184 182H183V184H184ZM105 183H107V181ZM105 183H103V184H105ZM151 183L153 184L155 182L152 181ZM168 183L169 182H167V185H168ZM103 184H100V185H103ZM232 184L234 185L233 188L230 187ZM137 185H135V186L137 187ZM143 185H140V186H143ZM172 185H173V183H172ZM33 186L35 188H33ZM119 186H121V185H119ZM128 186L131 187V185H128ZM140 186H138V187H140ZM151 186H153V185H151ZM157 186H160V185H157ZM98 187L103 189L102 190L103 193L100 194L97 191ZM113 187H115V186H113ZM122 187H123V185H122ZM130 187H129V189H131ZM115 188H117V187H115ZM141 188H143V187H141ZM170 188H172V187H170ZM185 188L186 187H184V189ZM124 189L126 190V188H124ZM124 189H122V190L124 191ZM129 189H127V190H129ZM132 189H133V187H132ZM162 189H165V187H163ZM13 190L17 191V195H16V197H14V199H12L10 197V193ZM117 190H119V189L117 188ZM135 190H136V188L133 189V191H135ZM138 190L142 191L141 189L138 188L135 192H137ZM143 190H145V189H143ZM177 190H178V188H177ZM165 191H167V189ZM165 191H162V192H165ZM171 191H173V190H171ZM160 192L157 193L158 196H160L159 194L162 193V192L161 193ZM169 192H170V190H169ZM168 193H166V196L168 195ZM108 194H110V195H108ZM163 196H164V193H163ZM110 197H111L112 201H111V199H109ZM113 200H115V202L117 204L116 206H118V207L113 206V205H115V203L113 204V202H114ZM5 202H4V204H7V206H8V203L7 202L5 203ZM110 202H112V204ZM159 202H161L160 205H158ZM172 204L175 207L172 206ZM190 205L194 206L195 209L194 208L193 209L198 213V215L197 214H193V215H197V217L200 216L201 218H204L203 222L206 219L208 221L207 222L208 226L206 224H205V227L203 226L204 224L201 225V223H199V222L202 220L198 221V219H197V221H196L193 219L194 220V222H193L192 218H194V217H192V216H191L192 218L189 216L191 219L188 218V219H190L188 221L187 218H184L183 215H180L181 213L186 211V207L190 206ZM147 206H149V207H147ZM165 206L167 208H164ZM11 207L9 209H11ZM171 208H172V210H171L172 212H170L171 214H169V210ZM175 208L180 209V212L178 211L180 213V214L178 213L179 215L175 214V211H174ZM187 208H188V210H191V209H189V207H187ZM150 209L151 210H157V212L158 211L159 212H158V214H153L154 212H150ZM10 211L12 212L13 210H10ZM48 213H50L52 215L51 218L47 217V216H50V214L48 215ZM189 213H191V211ZM13 214H14V212H13ZM187 214L188 213H186V215ZM155 215H158L159 217L157 216L158 217L157 218ZM168 215H171L172 217L169 218ZM127 216H128V218H130L129 216L133 217L135 219L134 222L135 221L138 222V220H140V222L144 223V226H146L147 229H150L152 231V233L154 234V238H153V240H150V243L148 242L149 244L144 243L143 238H142L143 236L141 234V230L140 229L137 230L140 226L135 227L138 224L136 223V225L134 226V223H130L131 221H133V219L130 221L131 218L128 220L126 218ZM7 219L8 218L3 216L2 212L0 211V264H51V263H49V261H51V259L46 258L47 254H45L46 256H42L43 254L40 255V253L38 252V250L40 252L42 251V250H40L42 247L39 246L40 249L37 247L39 245V243L37 244L36 243L37 241L35 243H32L34 241H31L30 239H28V240L31 243H28L29 241L26 242L27 239H24L25 240L24 241L23 240L24 237H21L18 234V232H16L13 229H9L10 226L13 227V224L11 223L12 225L9 226L6 223ZM17 225H19V224H17ZM18 228H20V227L18 226ZM22 230H25V229H22ZM19 232L21 234L22 231H19ZM27 233H25V234L27 235ZM29 234L28 235L30 237L31 233H29ZM26 235H23V236H25V238H26ZM54 240H53V242H54ZM138 245H140L139 246L140 249L138 251L139 253H137V255L135 257L133 256V258H131V256H130L131 253L134 251V249ZM110 247H112V248H110ZM81 261H82V259H81ZM81 263H83V262H81Z\"/></svg>","mask_w":264,"mask_h":264},{"label":"rangeland","instance_id":"374dc122","mask_svg":"<svg viewBox=\"0 0 264 264\" xmlns=\"http://www.w3.org/2000/svg\"><path fill=\"white\" fill-rule=\"evenodd\" d=\"M11 1L13 2L12 5H14V4H15V5H16V4L19 5V3L22 4V2H23V1H26V0H23L22 2L20 1L19 3L17 2L18 0H15V1H14V0H11ZM29 1H30V0H28L27 2H24V4H22V5H25L26 3H28V5H29V4H30V5H33V4L35 3L34 5H36V2H37V1H38L37 4L42 3V2H45V3L47 2V4L50 3V5H51V2H52V0H44V1H41V0H37V1H36V0H35V2H33L34 0H33V1L31 0L32 2H31V1L29 2ZM40 1H41V2H40ZM49 1H50V2H49ZM92 1H93V2H92ZM94 1H97V0H91L90 3L85 4L86 6L84 5L83 8H85V9L87 8V11H85L86 13L83 11V15L80 13V12H82V11H80V12H77V11L74 12V11H73V13H72V10L70 11V14L72 13V14H71L72 16H71V15H70V16H69V15H66V16L64 17V14H63V18H65V19H63L62 17H58V16H60V15L62 16L61 13H56V12H55L56 14H59V15L57 16V15H54L55 13H52V12L50 11V15L48 14V19H47L48 22L54 23V22H55L54 20H55L56 18L59 19V20L56 19V21H59V22H60V23H59V22H55L56 24H52V25H51L50 23L48 24L49 26H51V30H53V29H52V26L54 27L55 25L58 26V27H57L58 29L60 28L59 30H58V29H54V30H56V31H54V30H53L54 32L51 31L53 34L50 32L51 35H49V37H50V36L52 37V40L55 39L54 37H56L57 42H51V41L49 40V39H51V37H50V38H47V37H43V36H41V37H43V38L40 37V39H41L40 41H39V38L37 39L38 42H39V43H37V44H40V45H41V43L43 42V39H44V41L46 42L47 40H45V39L47 38V39H48L47 44L49 45V47H47L48 45H47L46 43L43 42L41 46L44 47V48H42V49H45V48H46V49L43 50L42 52H45V51L47 50L46 52H48V53H49V52H50V53L52 52V53H53V51H54V54L51 53L52 55H50V53H49V55H48V54H46V52H45L44 54L49 56V57H46V58H47V60L50 61V63H49V61H48L47 63H44V62H46L47 60L44 59V57H43L42 60H44V61L41 60V61L38 62L39 64L37 63L38 66L35 67L34 72L37 71L36 73H38V70H39V71L41 70V68L39 69V65H40V67H44V68H46V65H47V64L51 65V67H48V65H47V68H46V69H49V68H50V70H49L50 73L48 72V70L46 71L47 74L50 75V76H49V77H50V78H49L50 81H48V78H47V77H45V79H44V78H43V79H40V82H41L42 84H44V85H41V83L38 82L39 79H38V81H37V80H36V81H32L33 84H34V82H35L36 85L39 83L38 86H39V88H40L43 92L40 91V89L37 87V89H38V90H37L38 93L36 92V93H37V94H36L37 96L34 97L35 100H34V98H33V100L31 101L32 103L29 101V103L32 104V105L29 104V107H31V108L33 107V108H32V109H31V108L29 109V107H28V105H27L28 103L26 104L27 107H28V108H27V111L29 112V111L31 110V111H30L31 113H28V112L26 111L27 113L25 112V113L21 116V119H22L23 117H25V118L22 119V121H21V119H20V121H19V122H21L20 125H19V122L17 123V125H19L20 127H18L16 124H14L13 127L16 126V127H17L16 129H17V130H19V129L21 130L22 127H24V129L27 128L26 130H24V129L21 130L23 133H22V132H19V134H21V136H22L21 138H24V137H25V138H27L28 140L32 139V138H30V137H32V136H33L34 138L38 136V137L35 138V139H39V140H40V138H41V141H38V142H37V141L35 140V141H36L35 143H36V144L38 143V146H39V147L41 146V144L44 145V144H47L46 142H48V146L46 145V148H44L45 150L43 149V154H44L43 156L45 157V156H46V153H47V155L50 154V150L52 151V149H50V148H53V146H54V147L57 146L56 148H53V150L55 149V151H56V149L58 150V148H60V147H58V145L60 146V144H56V143L63 141V138H64V137L67 138V136H69V137H70V138H69L70 140L72 139V141H77V142H78V141L80 140V137H78L79 139H78V138H75V137H76L77 135H79L80 133H82L83 135H86V134L88 135V134L90 133L88 136H90V135L93 136V135H94V133H93L91 130H90V132L87 131L88 133H86V134L82 132V131L85 132L86 129H87V130L90 129V128H89V127H90L89 122L87 123V120H86L87 118L85 119V117H86V116H85V114H86L85 107H86V110L89 109V108H88L89 106H90V109H91V108H93V109H94V108H95V109L97 108V109H98V108H100V106H102V105L104 104V107L102 106V109H100V110H103L104 112H105V110H106L105 113L107 114V113L109 112L110 115L112 114V112L109 111V110H114L115 113L113 112L112 116H116V114L118 113V111H119V113L121 112V111H120V109H121L122 112H123V113H120V116H121V117L127 115V113H129L130 110H132V111L134 110V111L136 112V111L142 109L141 112H136V113H134V111H133V112H130L128 115L131 114L130 117H131V116H132V117L134 116L133 118H135V116H136V117H139V115L142 114V116L145 117V119H146V116H147V119H149V120L146 119L145 121H147V122L149 121V122H148L149 124H148L147 122H145V123H147V124H142V123L144 122V118H143L141 115H140V118L142 117V119L137 118L138 120H135L136 118H135V119H131L132 117L130 118V117L127 115V116H128V117H127L128 120H127V118H126L127 121H126L125 119H124V121H123L124 123H125V121H126V125L129 124V125H127V126H128V128L131 127V129H133V127H136V126H138V125H140V126L143 125L144 128H143V126H142L141 128L138 126V131H137V132H136L137 127H136L135 130H134V129H133V130H129V131H127L128 129L125 130V128H127L126 125L120 126V128H122V129L126 126V127L123 129V131L125 130V132H123V131H122V132H119V131H121L122 129H119V128H118L119 126H116V127H117V128L115 127L116 130H115L114 132H112V133H115V134H117L118 132H119V133H124V134L128 133V134H126V135H124V134H119V133H118V134L116 135V136H117V137H116V136H114V134H112L111 132H110V133L108 132V134H107L105 131H103V129L105 128V126H107L106 124H102V126H103V125H105V126L101 127V128H103L102 131H103L104 133H102V132L99 131V130H101V128H100L101 124L98 125V127H97V128H100L99 130L96 131V129H94L95 135L98 134L97 137H96V139L99 138V139H98L99 142H100V140H104V141L107 140L108 142H109V141L111 142L112 138L109 137L110 135H111V136L113 135L112 137H114V138H119L118 135H121L122 138H123V135H124L125 137H127V136L130 137V136H131L130 139H129V138H127V139L125 138V141H124V140L121 141V139H122L121 137H120L121 139H114V138H113V140H117L118 143H120V141H121L120 145H119V144H115V145H114V143H116V141L114 142V141L112 140V141L114 142V143H113V142L111 143L112 148H113V146H114V147L116 146V147H115L116 150L112 149L110 143H108L107 141L104 142V144L107 143V145H103V144H102L103 141H102V143L99 145V142H97L98 144L95 143V142L98 141V140H96V141L94 140V142H93V140H92L93 137H92V136H90V138H89V137H86L87 135L84 136V137H86L87 139H88V138L91 139V141L88 139V140H89V141L87 142V143H89L88 145H90V146L92 145V146H91L92 148L95 147L94 149H95L96 151H95L94 149H92L91 147L89 148V146L87 145V143H85V144L83 145V148L86 149V148H87L86 145H87L88 148H89V150H88V149H86V150H87L89 153L91 152V149H92V151H93L95 154L93 153L94 155H92V156H91V154H90V156H91L92 158L94 157L93 159H95V161H96V158L102 160V157L97 156V155H100V154H99L100 151H107L108 148H111L112 150L109 149V152H112V151H113V153L115 152V153L117 154V152H118L117 149H119V148L122 147V146L124 147L125 145H124L123 143H126V140L129 141V142L126 143V146H125L126 150H128V148L132 146V144L129 146L130 143H133L134 145H136V143H137V145L140 146V147H139V150H137L136 153L130 154L131 152L136 151V148L138 149V147H136L137 145L134 146V147L132 146L133 149H132V147H131L130 150L126 151V153H128V154L125 153V156L122 157V158H124V159H128V160H125V161H129V164L131 165V166L129 165V166H130L129 169H130V170L133 169L132 171H135V172H133V173H130V172H132V171H130L128 168H127V170H126V169H121V168L119 169L120 166L117 165L116 163H114V161H112V164H113V165L111 164V166H110V164H108V163H111V159H108V160H107V158H104V157H103V158H104L103 160H104V161L106 160L105 162L102 160V161L104 162L103 164H102V161L97 160V163H98V161H100L99 164L101 163V165H104V166H102V169L105 170L104 176H101V177H100V178H103V180L99 178V181L101 180L100 184H103V183H105V182L107 181V183H105V184H103V185H100V184H99V186H101V187L103 186V187H104V185H105V186L108 187L111 191H113L114 193H117V194H122V193H124L125 191H127V193H129V195H130V193H132L131 195H133L134 198H138V197L140 196V198H138V199H144V195L142 196V194H143L142 192H143V191L146 192L147 189H148L147 191H149V190H150V187H151V188L154 187L153 189H151L150 192L155 191V188L157 189V191H158V190H159V191H158V192L155 191V192H154L155 195H152V194H151V197L149 196L148 201L151 200V199H153L154 196H155V197L157 196L156 199H158V201H161V199H162V201H161L162 203H163V198H164V200L166 199V197H167V199H168V198L170 199V198H172L171 196H174L173 198H174V199L176 198V200H178V199L180 200V199H181L180 197H183L184 195H186V192H187V190H188V188H189L188 185H189L190 183H192L194 180H197V179H198V178L195 179V178H196L195 175H197V174H196L197 171H192V170H190V167H191V161H190L191 159H190V158H192V157L189 155V152L186 150L187 148H186V146L184 145L183 141H181V139H186V140H188V141L195 139V140H193V141H190V142H196V143H192V145L195 146V147H197L198 144H199V145L201 144V145H202L201 148L199 149V147H198V149H199V151H201V152L203 151L202 153H204V155H206V156H205L206 159L208 160L209 157H210L209 160H210L212 157L214 158V159H213L214 162H212V161H213L212 159H211V161L208 160L209 162L205 161V165L208 164L207 166H208L209 168L206 167L207 170L205 169L204 172H205V173H208V172L210 171L209 174H210V173L212 174V173L214 172L212 175H214V176H219L218 173H219V171H221V169H219V168H223V170H225V169H224L225 166L223 167V164L220 165L219 162H218V164H217V160L215 159V157H216V153L219 152V150H221L220 147H223L225 140H228V141H229V139H230V140L232 139L231 137L234 138L235 133L230 132V130H229V131H225V132H226V133H225V132H223V131H224V130H223L222 132L225 133V135H226V136H225V135H223L222 132L219 131V132H218L219 135H216V137L214 138L215 140L213 139L214 142L212 141V143L207 144V146L210 145V146H209L210 148H209V147L207 148V146L205 145L206 143L203 142V141H204V138H202L203 140L201 139V136H202V135L200 134V135H201V136H200L199 134H197V132H198L199 130H192V129H194L193 126H192L193 123L189 124V120H190V119H191V121L193 120V118H194V121H195V120H196V121L199 120V118H200L199 116H198V118L196 117V119H195V116H196V115H200V116H201V119H203V118H204V117H203V116H204L203 114H205V111L203 110L202 106H201V107L199 106L200 104H198L197 102H193V103H192V101L195 100V99L193 98V97H195V96H194L195 94H194L193 92H191V89L189 88V87H190L189 84H188V86L185 87V85L187 84L186 81H188V83H190V81L192 80V79L190 80L191 74H190L189 70L187 69V70L185 71V70L183 69V66H185L186 64L184 63V65H183V64L181 63L180 66H182V65H183V66L181 67L182 69H180L179 66H178V65H179L178 59H177L176 57H173L174 54H175V53H174L175 51H174V50H171L172 48L170 49L167 45H163V44H162L163 47H162L161 49H162L163 51L160 50V49H158V48H160V47L162 46V45H161L160 47H158L161 43L158 42V43H159V44H158L157 41L155 42V40L157 39L158 36H156V39H155V36L152 37L151 34H149V33H150L149 30H151V28H150L149 26H151L153 23H148V22L145 21V20H144V22H143V17L140 16V15H139L140 17L138 16V14H140V13H142V12H140V13L138 12V14H137V12H135L136 9L134 10L135 13L133 12V10H132V12H131V11L129 12V8L127 7V4L125 3V4H126V6H125V4L123 3L124 0H120V1L118 0V2H116L117 0H115V1H114V0H107V1H109V3H108L106 0H102L103 4H101L102 2H101V0H99V3L96 2V3H97L96 5H95V2H94ZM113 1H114V2H113ZM164 1H165V0H164ZM193 1L203 2L204 5H205L206 7H208V8L214 6L212 3H209V2L212 1V0H204V1H203V0H200V1H199V0H193ZM230 1L232 2L233 0H229V2H230ZM245 1H246V0H245ZM110 2H111V3L113 2V3H112L113 5H112ZM119 2H120V4H119ZM121 2H122V4H121ZM247 2H249L250 4H253V0H252V1H251V0H247ZM105 3H106V4H105ZM107 3H108V5H107ZM114 3H117L116 6L118 5V6H120V7H118V8H113V7L115 6ZM208 3H209V4H208ZM89 4L92 5V6H90ZM99 4H100V6H98ZM109 4H111L112 6L109 5ZM206 4H207V5H206ZM211 4H212V5H211ZM26 5H27V4H26ZM34 5H33V6H34ZM52 5H53V4H52ZM101 5H102V8H100L101 10H99V7H101ZM103 5H104V6H103ZM105 5H106V6H105ZM122 5H124L126 8H125L124 6H122ZM209 5H211V6L209 7ZM95 6H96V8H93V7H95ZM116 6H115V7H116ZM20 7H21V6H18L17 8H20ZM88 7H89V8H88ZM91 7H92V9H91ZM107 7H108V8H107ZM111 7H112L114 10H117V11H115V12L113 13L114 10H113ZM27 8H29V7H27ZM81 8H82V7H81ZM81 8H80V10H81ZM97 8H98V9H97ZM104 8H107V9L104 10ZM120 8H123V9H125V10H122V9H120ZM95 9H96V10H95ZM127 9H128V11H127ZM83 10H84V9H83ZM102 10H103V11H102ZM106 10H107V11H106ZM109 10H110V11H109ZM99 11H100V12H99ZM101 11H102V12H101ZM111 11H112V12H111ZM119 11H120V12H119ZM122 11H123V12H122ZM136 11H138V10H136ZM53 12H54V11H53ZM105 12H106L108 15H107ZM116 12H117V13L119 12V13H118V14H115ZM125 12H126V13H125ZM77 13H78V14H77ZM103 13H104V14H103ZM110 13H112V14H110ZM84 14H85V15H84ZM101 14H102V15H101ZM105 14H106V16H104ZM120 14H121L122 18H121V17H118ZM131 14H132V15L134 14V16L132 17ZM52 15H54V16H52ZM109 15H110V16H109ZM115 15H116V16H115ZM56 16H57V17H56ZM68 16H69V17H68ZM73 16H74V17H73ZM75 16H76V17H75ZM79 16H83V17H80L81 19H88V21H89L90 23L87 22L86 20H83V21H82V20L79 18ZM84 16H85V17H84ZM102 16H103V17H102ZM123 16H125V17H123ZM128 16H129V17H128ZM135 16L139 17V19H138L137 17H135ZM52 17H53V18H52ZM71 17H73V18L70 20L69 18H71ZM87 17H88V18H87ZM104 17H106V18H104ZM107 17H108V18H107ZM110 17H111V18H110ZM116 17H118V19H121V20L118 21V20L114 19V18H116ZM50 18H51V19H50ZM54 18H55V19H54ZM74 18H75V19H74ZM76 18H77V19L79 18V19L76 20ZM99 18H101V19H99ZM102 18H104V19H102ZM124 18H127V19H126L127 21H126ZM128 18H129V19H128ZM105 19H107V21H109L108 19H110V21H111V20H114V22H111V23H110V21L107 22ZM122 19H123V20H122ZM140 19H142V20H140ZM62 20H63L64 22L66 21L67 24H66V23L64 24V22H63ZM68 20H69V21H68ZM79 20H80V21H79ZM96 20H97V21H96ZM100 20H101V21H100ZM102 20H103V21H102ZM104 20H105V21H104ZM115 20H116V21H115ZM124 20H125L126 22L129 21L130 23H133V24L127 23V24H128V25H127V24L125 23ZM130 20H131V21H130ZM138 20H140V21H139V22H135V21H138ZM47 21H46V22H47ZM84 21L86 22V24H89V28H90L89 31H91V32H90V33H91V37L87 38L88 42H86L87 44H84V45H86L87 48H85L84 45H82V46H81L82 48H80V46H78V45L76 46L75 43H73V41H72L70 38H68V37H69L71 34H78L79 30H81V31H80V33H81L82 31H84V28H88V25H87V26H86V24L84 25V23H85ZM117 21H118V23H117ZM44 22H45V20H44ZM71 22H72V24H71ZM96 22H97V23L99 22V25H102V27H103L102 30H101V27H99L98 24H97L98 26L96 25ZM103 22H105V23H103ZM120 22H121V23H120ZM122 22H123V23H122ZM141 22H142L143 24H141ZM82 23H83V25H82ZM106 23H109V24L107 25ZM112 23H114V24H112ZM139 23H140V25H141L142 27L139 25ZM58 24H60V25H58ZM91 24H94V25H93L94 27L91 26ZM104 24H106L107 26H106V25L104 26ZM110 24H112V25H110ZM121 24H122V26H121ZM124 24H126L127 28L125 27ZM135 24H136V25H135ZM146 24H147V25L149 24V26H148L149 28L146 27V26L143 27V25H146ZM63 25H64V26H63ZM80 25H81L82 28H79V29L76 28V27H80ZM114 25H115V26H114ZM116 25H117V26H116ZM129 25H130V26H129ZM68 26H69L68 30H67L66 28H64V27H68ZM84 26H85V27H84ZM90 26H91V27H90ZM95 26H97V27L95 28ZM128 26H129V27H128ZM137 26H138V27H137ZM187 26H190V24H187ZM71 27H73L72 32H71ZM74 27H75V28H74ZM83 27H84V28H83ZM113 27H114V28H113ZM120 27L122 28V30H121ZM131 27H132V28H131ZM134 27H136V28H134ZM140 27H141V29H139ZM161 27H162V25H161ZM165 27H166V28H169V27H167V25H166ZM93 28H95L96 30L93 29ZM99 28H100V32H99ZM109 28H110V30H109ZM130 28L133 29V30L135 29V30H134V31L132 30V32H131V29H130ZM144 28H145V29H144ZM146 28L149 29V30H148L149 32L146 31V30H147ZM65 29H66V30H65ZM69 29H70V30H69ZM128 29H129V30H128ZM138 29H139V30H138ZM143 29H144V31H146V33L143 31ZM61 30H62L64 33H61V34H60L61 36H60V35H59V32H61ZM93 30H94V31H93ZM97 30H98V31H97ZM104 30H105V31H104ZM140 30L143 31V32H141ZM58 31H59V32H58ZM66 31H67V33H66ZM89 31H88V32H89ZM95 31H96L97 33H96ZM114 31H115V32H114ZM120 31H121V32H120ZM129 31H130V32H129ZM135 31H136V32H135ZM68 32H69V33H68ZM92 32H93V34H92ZM112 32H113V33H112ZM138 32H139V33H138ZM140 32L142 33L141 35H143V33H144V35L146 34L145 37H142V38H144V39H143V40H144V41H143L144 43L141 41V40H142L141 38H136V37H135V36H138V35L141 37ZM162 32H163V30H162ZM54 33H55L57 36H55ZM65 33L68 34V35H66ZM94 33H96V35H95ZM102 33H104V35H103ZM118 33H119V34H118ZM131 33H132V34H131ZM97 34H98V35H97ZM100 34L103 35V36H101ZM137 34H138V35H137ZM58 35H59V36H58ZM62 35H63L64 37H62ZM92 35H93V36L95 35V36L93 37ZM122 35H123V36H122ZM128 35H130V36H128ZM144 35H143V36H144ZM147 35H149V39H148ZM53 36H54V37H53ZM65 36H66V37H65ZM109 36H111V37H109ZM139 36H138V37H139ZM162 36L165 37V35H162ZM166 36H167V35H166ZM60 37L62 38V40H61ZM92 37L94 38V40H95V38H96V40L94 41L93 39H91V41L93 40V42L89 43V42H90L89 40H90V38H92ZM101 37H102V38H103V37L105 38L104 41H103V39H102ZM122 37H124V39L126 38L127 40H126V39L124 40ZM130 37H131V39H130ZM132 37H133V38H132ZM134 37L137 39V41L135 40ZM150 37H151V39H150ZM59 38H60V40H59ZM63 38H64V39H63ZM65 38L68 40V43H69V44L67 43V40H66ZM97 38H98V39L101 38L100 41H98ZM225 38L228 39L230 42H231V41L234 42V43L237 42V41L235 40L233 34H232V37H231V35H229V37H228V35H227V37H225ZM230 38H231V39H230ZM110 39H111V40H114V42L116 41V44H118V45L116 46L115 43H114V44L111 43L112 41H110ZM116 39H117L118 41H117ZM119 39H120V40H119ZM223 39H224V37H223ZM226 39H225V40H226ZM56 40H53V41H56ZM105 40H106L107 43H109V41H110V43L113 44V47H114V46L118 47V48L115 49V51H117V52H114V54H113V50H114V49H113V48H109L110 50L112 49V50H111V53H110V52H109L110 50L108 49V47H112V46H111L110 43H109V44L106 43V44L108 45V47H107L106 45H104L102 42L105 43ZM138 40H139V41H138ZM145 40H146V42H145ZM148 40H149V41H148ZM150 40H153L154 42H153V41L150 42ZM228 40H227V41H228ZM70 41H72V42L70 43ZM97 41H98V43H97ZM119 41H120V42H119ZM128 41H129V43L132 42L133 44L131 43V45H133V46H131L130 44H128ZM134 41H135V42H134ZM36 42H37V41H36V39H35V44H36ZM50 42H51V43H50ZM65 42H66V44L63 45ZM94 42L97 43V44L95 43V44H96L95 46H97V47L94 46L95 48H93V47H92L93 45H91V46L88 45V44H92V43L94 44ZM137 42L140 43V44L142 43V45L139 47V46L137 45V44H138ZM49 43H50V44H49ZM56 43H59V44L57 45ZM100 43L103 44L104 46L101 45L102 47L99 46V48H98V45H100ZM124 43H125L126 45H123ZM51 44H52V45H53V44H56V45H54V47H56V46H57L58 48H59V47H60V48L62 47V51L60 50V48H59V49L56 48V50H54V49H55V48H54V49L52 50L53 47L50 48ZM67 44H68V45H67ZM120 44H121V45H120ZM140 44H139V45H140ZM143 44H144V47H143ZM44 45H45L46 47H45ZM61 45H62V46H61ZM66 45H67L68 47H69V45H70L71 47L68 48ZM128 45L131 46V47H129V48H131V51L129 50ZM146 45H148V46H146ZM83 46H84V47H83ZM105 46L107 47V50L104 48ZM120 46H121V48H119ZM122 46H126V48H124V47H122ZM134 46H135V47H134ZM137 46H138L140 49L142 48V49L144 50V51H142V49H141L142 53L144 52V53H143L144 55H141V54H140L141 51H139L138 49H136ZM153 46H155V47H153ZM156 46H157V47H156ZM65 47H66V48H65ZM72 47H73V48H72ZM89 47H92V48H89ZM145 47H146V48H145ZM149 47H150V49H151L152 51L149 49ZM151 47H152V48H151ZM181 47L184 48L185 46L183 45V46H181ZM47 48H50V49H47ZM63 48H64L65 50H63ZM70 48H71V49H70ZM76 48H77V49H76ZM79 48H80L81 50H80ZM97 48H98V49H97ZM102 48H104V49H103L104 51L102 50ZM114 48H115V47H114ZM156 48L158 49L159 53H158V51H157ZM164 48H166L167 51H166ZM66 49H67V50H66ZM72 49H73V50H72ZM78 49H79L80 52L78 51ZM83 49H84L85 51H84ZM86 49H87V50H86ZM92 49H93V50H92ZM96 49H97V50H100V49H101V50L103 51V55H104L105 60L100 61V60L103 59V58H102V57H103V55H102V51H101V50H100V52L98 51V52L100 53V54H99V53L96 51ZM117 49H118V50H117ZM134 49L136 50V52H135ZM146 49H147V50L149 49V51L146 52ZM153 49H154V51H153ZM169 49H170V50H169ZM176 49H177V48H176ZM51 50H52V51H51ZM71 50H72L73 53H71ZM88 50H90V51H88ZM91 50H92V51H91ZM155 50H156L157 52H156ZM56 51H57V52L60 51V52H61V55H60V53H59V55L57 54L58 57L55 56V52H56ZM64 51H66V52L68 51V52H69V53L67 52L68 55H67L66 52H64ZM76 51H77V55L75 54ZM87 51H88V53H90V54H89L90 56H94V55H96V54L98 53V55H96L95 58L97 57L96 59H98L99 61L94 60L95 58H94V59L92 58V60H93V61H92V60L90 59L91 57L87 55V53H86ZM94 51H95V52H94ZM105 51H106V52H105ZM120 51H121V52H120ZM132 51L135 53V55L138 56V59H137V56H135L134 53H133ZM171 51H172V52H171ZM57 52H56V53H57ZM83 52H84V53H83ZM107 52H109L108 54H109L110 57H108ZM126 52H128V53H126ZM130 52H131V53H130ZM150 52H151V53H150ZM152 52H153L154 55L152 54ZM64 53L68 56V59H67V56H66ZM94 53H95V54H94ZM115 53H117L118 56H117V54H115ZM121 53H122L123 55H122ZM129 53H130L131 55H130ZM148 53H150V55H149ZM155 53H156V54H155ZM164 53H165V54H164ZM171 53L173 54V56H171V55H172ZM70 54H72L73 57L76 56V58H75L76 60L73 59V57H71ZM74 54H75V56H74ZM78 54H80V58H79ZM85 54L87 55V58H89V59H88L89 61H87V58H84V57L86 56ZM92 54H93V55H92ZM119 54H120V55H119ZM145 54H146V55H145ZM151 54H152V55H151ZM169 54H170V55H169ZM227 54H228V53H227ZM63 55H64V56H63ZM81 55H84V56H81ZM101 55H102V57H101ZM105 55H106L108 58H106ZM129 55H130V56H129ZM156 55H157L158 57H157ZM230 55H233V54L230 53ZM50 56H54V57H50ZM59 56H60V57L63 56L62 59H61ZM98 56H100V57L98 58ZM114 56H115V58H114ZM128 56H129V57H128ZM133 56H135L136 58H133ZM140 56H142V57H140ZM149 56H150V58H149ZM151 56H153V57H151ZM233 56H234V55H233ZM56 57H57V58H56ZM69 57H70V58H69ZM82 57H83V60H82ZM116 57H117V58H116ZM118 57H119V58H118ZM131 57H132V58H131ZM172 57H173V58H172ZM49 58H51V60H50ZM52 58H53V59H52ZM63 58H64V60H65V58H66L68 61H67V62H66V60L64 61ZM123 58H124V59L127 58L126 61H125ZM141 58H142L143 60H142ZM156 58H157V59H156ZM167 58H168V59H167ZM54 59H55L56 61H54ZM71 59H73V63H72V64H68V63H71V62H72ZM84 59H86V60H84ZM109 59H110V60H109ZM113 59H114V60H113ZM129 59H130V61H129ZM135 59H136V61H135ZM176 59H177V60H176ZM62 60H63V61H62ZM90 60H91L92 62H94V63H92ZM108 60H109L110 63L108 62ZM111 60H112V61H111ZM116 60H118V62H117ZM120 60H121V62H120ZM122 60H123V62H122ZM158 60H160V61L162 62V69L159 68V67H161V66H159L160 62L156 63ZM163 60H164V63H163ZM168 60H173V61H168ZM175 60H176V62H175ZM51 61H52V63H51ZM81 61H83V62H85V63H83V62H81ZM115 61H116V62H115ZM141 61H142V62H141ZM153 61H154V62H153ZM165 61H166L167 63H166ZM41 62L44 63V65L40 64ZM53 62H54V63H53ZM55 62L58 63L57 65H58L59 67H58V66H56V67H57V69H59V71H58L55 67L53 68V66L56 65ZM77 62H78V63H77ZM79 62H81V63H79ZM95 62H97L98 65H97ZM104 62H105V64H104ZM114 62H115V63H114ZM131 62H133L132 64H134V65L136 64V66L130 64ZM136 62H137L138 64H137ZM168 62H169V63H168ZM177 62H178V64H177ZM62 63H63V64H62ZM65 63H66V64H65ZM74 63H75V64H74ZM87 63H88V64H87ZM99 63H101V64H99ZM106 63H107V64H106ZM113 63H114V64H113ZM125 63H126V64H125ZM153 63H154V64H153ZM165 63H166V64H165ZM174 63L177 65V67H176V65H175ZM45 64H46V65H45ZM60 64H62V67H61ZM79 64H81V65H82V69H84V70H83V73L80 72V70H81L80 68H81V67L79 66ZM86 64H87L88 66H86ZM93 64H94V66H93ZM128 64H129V65H128ZM148 64H149V65H148ZM150 64H151V66H150ZM155 64H156V66H155ZM41 65H42V66H41ZM63 65H64V66H63ZM65 65H68V66L66 67V69H68V71L64 69ZM73 65H75L74 67L77 66L76 68H78V70H79L78 73H77L78 70H77L76 68H73ZM90 65H92V66H90ZM96 65H97V66H96ZM99 65H100V66L102 65V68H100ZM103 65H104V66H103ZM105 65H107V66H105ZM110 65L112 66V68L110 67ZM113 65H114V66H113ZM118 65H119V66L121 65V66L119 67ZM126 65H127V67H126ZM130 65H131V66H130ZM157 65H158V66H157ZM168 65H169L170 69L174 68L175 71L172 69L174 72H171L172 70L170 71ZM69 66H72V67H71V68H68ZM83 66H84V67H83ZM85 66H86V67H85ZM108 66H109V67H108ZM115 66H116V67H115ZM123 66H124L125 68H123ZM133 66H134V68H133ZM141 66H142V67L144 66L146 69H147V67H149V68L151 67V68L155 71V72L153 73V75L156 77V78H155L156 81H157V79H158L157 83H156V81H153V80H154L153 78H152L153 80L151 79L152 75H149V74L152 73L153 70H151V69H149V68H148L149 70H148V69L146 70L144 67L142 68ZM164 66H166V67H164ZM91 67H92V68H91ZM95 67H96V69L98 68L97 71L95 70ZM103 67H104V68H103ZM114 67H115V68H114ZM117 67H118V68H117ZM121 67H122V68H121ZM128 67H130V68H128ZM136 67H138V68H136ZM89 68H90V70L92 71V74H91V73L88 74V72H89ZM99 68L101 69L100 71H99ZM105 68H107V69H106L107 72L105 71ZM110 68H111V69H110ZM119 68H121V70H122V69H123V70H126L127 72H126V71L124 72V71L122 70V71L124 72V73L122 74V73H121V70H120ZM140 68H142V69H140ZM158 68H159L160 70H159ZM165 68H167L166 74H165ZM176 68H177V70H176ZM184 68L186 69V67H184ZM36 69H38V70H36ZM52 69H54V71L57 70V71H55V72H57V74L60 73V74H59L60 77H58L59 75H58V76H54V75H56V73H55L54 71H53V72H54L55 74L51 73ZM60 69H62L63 72L60 71ZM74 69H75V70H74ZM85 69H87V70H85ZM93 69H94V70H93ZM102 69H103V70H102ZM109 69L111 70V73H109V72H110V71H108ZM117 69H119L120 71H119V70L116 71ZM130 69H131V70H130ZM143 69L145 70V72H144ZM73 70H74V71H73ZM114 70H115L116 72H120V73L122 74V75L119 74L121 77H119V75H118L117 73H115ZM162 70H164V72H163ZM168 70H169V72H168ZM64 71H65V72H64ZM72 71H73L74 73H73ZM86 71H87V72H86ZM91 71H90V72H91ZM94 71H95V72H94ZM98 71H99V72H98ZM101 71H102V72H101ZM112 71H113V72H112ZM146 71H147L149 74L146 75ZM149 71H150V72H149ZM181 71H182V72H181ZM187 71H188L189 73H188ZM34 72H33V73H34ZM75 72H76L78 75H77ZM96 72H97V73H96ZM100 72L102 73V75L105 73L107 76L113 75L114 77L117 76V78H114V77L112 76V77H113V78H112L113 82H110V81H111V78H110V80H109V79H108V80H105L104 82H106V83H104L103 80H104V77H106V76H101V75H100V74H101ZM160 72L164 73L165 75H162V73H160ZM167 72L169 73V75H168ZM170 72H171V73H170ZM180 72H181V74H180ZM185 72H187V73L190 75V77H189V75L186 74ZM33 73H32V74H33ZM36 73H34V75H35ZM79 73H80V74H79ZM81 73H82V74H81ZM98 73H99V75H98ZM131 73H132V74H131ZM133 73H136V74H133ZM139 73L141 74L140 77H138ZM142 73L145 74V76H144ZM174 73H175V74H174ZM182 73H183V74H182ZM184 73H185V74H184ZM47 74H46V76H47ZM51 74H52V75H51ZM61 74H62V75H61ZM65 74H66V75H65ZM84 74H87L88 76H86V75H84ZM93 74H94V75H93ZM95 74H97L98 76L95 75ZM105 74H104V75H105ZM108 74H109V75H108ZM130 74H131V75H130ZM155 74H156V75H155ZM73 75H74V76H73ZM75 75H76V76H75ZM79 75L82 76V78H81ZM92 75H93V76H92ZM126 75H127V76H126ZM142 75H143V76H142ZM166 75L170 76L169 79H168V76H166ZM172 75H175V76L173 77ZM176 75H180L181 77H180V76H176ZM23 76L25 77V75H23ZM51 76H52V77H51ZM61 76H62V77L64 76V77L61 78ZM65 76H68V77H66V80H65ZM91 76H92V77L97 76L98 78H100V79L98 80V78L95 77V78L97 79V81H99V83H95V84H96V87H93V88H96V91H97V92H94L92 89H90L92 86H94L93 84H90V83H92V82L89 81V80H90L89 78H90ZM131 76H132V77H131ZM146 76H147V77H146ZM148 76H149V77H148ZM150 76H151V77H150ZM154 76H153V77H154ZM165 76H166V78H163V77H165ZM26 77H27V76H26ZM57 77H58V78H57ZM69 77H70V78H69ZM75 77H76V78H75ZM88 77H89V78H88ZM92 77H91V79H92ZM122 77H123V78H122ZM135 77H136V78H135ZM142 77H144L145 79H141V80H140V78H142ZM171 77H172V78H171ZM175 77H176V78H175ZM179 77H180V78H179ZM187 77H188V78H187ZM67 78H69V79H67ZM72 78H73V79H72ZM83 78H86V79H83ZM131 78H133V79L131 80ZM147 78H148V79H147ZM149 78H150V81H149ZM170 78H171V79H170ZM177 78H178V79H177ZM185 78H186L187 80H186ZM23 79H24V78H23ZM53 79H55V80H53ZM56 79H57V82H58L59 80H61V81H59V82L61 83L62 86L60 85L59 82L56 84ZM70 79H71V80H70ZM78 79H79V80H78ZM81 79H82V80H81ZM88 79H89V80H88ZM102 79H103V80H102ZM114 79H115V80L117 79V80H116L117 83H116V81H114ZM118 79H119V80H118ZM122 79H123V80H122ZM124 79H125V80H124ZM134 79H135L136 82L134 81ZM163 79H164V80H163ZM180 79H182L181 81H183V84H184V85L182 84L181 81H179ZM184 79H185V80H184ZM18 80L21 81L22 78H21V80L18 78ZM42 80H43V81H42ZM51 80H52V81H51ZM67 80H68V81H67ZM80 80H81V81H84V82L86 83V85H85L84 82H81ZM101 80H102V81H101ZM121 80H122V81H121ZM130 80H131L132 82H131ZM142 80H143L145 83H148V84H149V82H150V83L152 84L151 86L154 87V90H152L153 88H152L151 86H148V84H145L144 82L142 83V85H140ZM146 80H148V81H146ZM166 80H167V81H166ZM169 80H170V81H169ZM171 80H173L174 82H178V83H175L176 86H177V90H176V91H175V89H174V87H176V86H175V85L172 86L173 83L171 82ZM46 81H48V82H47V83H48L47 85H45V84H46ZM66 81H67V82H66ZM73 81H74V82H73ZM75 81L80 82V84L82 83V85H80V86H79V84L75 85V84H76ZM88 81H89V82H88ZM95 81H96V80H95ZM119 81H120V82H119ZM125 81H127V83H125ZM128 81H129V82H128ZM151 81H153V82H151ZM163 81H165V82L163 83ZM168 81H169V82H168ZM44 82H45V83H44ZM50 82H51V83H50ZM52 82H53V83H52ZM65 82H66V84H65ZM87 82H88L89 84H88ZM122 82H123V83H122ZM159 82H160L163 86L160 85ZM184 82H186V84H185ZM67 83H68V84H67ZM70 83H71V89H73L72 91H70V90H71V89H70ZM103 83H104L105 85H104ZM108 83L111 85L112 89H110V87H109L110 85H109ZM111 83H114V84H111ZM115 83H116L117 85H116ZM155 83H156V84H155ZM158 83H159V84H158ZM169 83H172V84L170 85ZM180 83H181L182 85H181ZM191 83H192V81H191ZM55 84H56V85H55ZM73 84H74V86H73ZM101 84H102V85H101ZM107 84L109 85V86H108V90H107ZM122 84H123V85H122ZM128 84H129V85H128ZM143 84H145V85H144L145 87L147 86V87H146L147 90L145 89V90H146L145 92L148 91L150 94H152L151 96H153V97H151V96L149 95V93H148V95H146L147 93H145V92L143 91V89L145 88V87H143ZM166 84H168L167 88H168V90H171L172 93H171L170 91H169V92L166 91V90H167L166 87L164 88V86H165ZM179 84H180V86H179ZM34 85H35V84H34ZM49 85H50V86H49ZM51 85H52V86H51ZM57 85H58V86H57ZM67 85H68V86H67ZM84 85H85V86H84ZM90 85H92V86H90ZM112 85H113V86H112ZM138 85H139V86H138ZM149 85H150V84H149ZM154 85H155V86H154ZM190 85H191V84H190ZM16 86H17V85H16ZM40 86L43 87V88H41ZM44 86H45V87H44ZM59 86H61V87H59ZM65 86H67L66 89H65ZM88 86H89L90 88H89ZM97 86L101 87V89H102V87L106 86V90H107V91L105 90V87H104L103 90H101V89L99 90V87H97ZM115 86H116V87H115ZM122 86H123V87H122ZM124 86H125V87H124ZM130 86H131L132 88H131ZM169 86H171L172 89H170L171 87H169ZM178 86H179V88H178ZM181 86H182V87H181ZM49 87H50L51 90L49 89ZM54 87H55V88H54ZM57 87H59L60 89L57 88ZM63 87H64V88H63ZM72 87H73V88H72ZM75 87H76V88H75ZM80 87H81V88H80ZM82 87H83V88H82ZM84 87H85V88H84ZM117 87H118V88H117ZM127 87H128V88H127ZM136 87H137V88H136ZM149 87H150V89H149ZM184 87L186 88V91H185V88H184ZM46 88H47V89H46ZM61 88H62V89H61ZM88 88H89L90 90H89ZM116 88H117L118 90H116ZM123 88H124L125 90H124ZM141 88H142V90H140ZM151 88H152V89H151ZM162 88H163V89H162ZM180 88H181V89L184 88V90H183V89H182V90H183L186 94H185L184 92H182ZM43 89H44V90H43ZM53 89H55L57 93H58V91H61V90H63V89H65V91H64V92L61 91V92H60L61 94H60V93L56 94V93L54 92ZM69 89H70V90H69ZM130 89H131V90H130ZM156 89H157V90H156ZM188 89H189V95L191 94L190 96H188V94H187ZM46 90H47V91H46ZM76 90H77V91H76ZM83 90H84V92H83ZM98 90H99V91H102V92H99ZM110 90H111V91H110ZM113 90H114V91H113ZM134 90L137 91V92H135ZM138 90H140V91H138ZM151 90L153 91V93L151 92ZM172 90H174V92H173ZM178 90H179V92H178ZM192 90H193V89H192ZM39 91H40V92H39ZM69 91L72 92V93H71V94H65V93H68ZM87 91H88V93H89V92H91V93H89V95H87ZM104 91H105V92H104ZM123 91H124V92H123ZM142 91H143V92H142ZM154 91H155V92L157 91V92L155 93ZM164 91H165V92H164ZM180 91L182 92V94H181ZM44 92H45V93H44ZM50 92H51V94H50ZM93 92H94V94H93ZM118 92H119V93H118ZM125 92H128V93L126 94V98H125V96H122V95H121V94H123V93H125ZM132 92H134V94H133ZM139 92H142V95H144V97H143V96L141 95V93H140V94L138 95V96H140V97L138 98L137 94H138ZM166 92H168V93H166ZM177 92H178V93H177ZM39 93H40V94L42 93V95H41L42 97L40 96ZM46 93H47L48 95H47ZM54 93H55V94H54ZM63 93H64V94H63ZM77 93L80 94L82 98H85V97H86V98H85V99H82V98H81L82 101H80V100H79V97L77 98V95H78ZM84 93H85V97L82 95V94H84ZM95 93H97V94H98V93H99V94H103V93H105V95H104V99H106V98L109 97V99L106 100L105 102H110V103H111L112 105H114V106L111 107L112 105H111L110 103H108V104H110L111 106L108 105L107 103H104V102H103L102 105H101V104H100V105L97 104V105L99 106V107H98V106L96 105L97 102H96L95 100H92V98H91V97H93V95L95 96ZM106 93H107V95H106ZM109 93H110V94H109ZM131 93H132L133 95H132ZM135 93H137V94H135ZM164 93H166V94H164ZM170 93H171V94H170ZM174 93H175V94L177 93L176 95H178L179 93H180V94H179L178 97H177V96L173 95ZM49 94H50V95H49ZM53 94H54V95H53ZM73 94H77V95L75 96L76 99H75V97H74ZM99 94H98V95H99ZM108 94H109L110 96H109ZM112 94H114V95L111 96ZM129 94L132 95V96L130 95L131 97H133L132 99H135V100H133L134 102H133L132 100H131V102H129L130 99H131V97L129 96ZM154 94H156V95H155L156 98H157V96H158V97L160 96L159 99L162 100V103L160 102L161 100H159L158 98H157V100L155 99ZM168 94H169V95H168ZM184 94L188 97V100L191 99V98H193V99L188 101L187 99L182 98L183 100H181V99L179 98V96L182 97V95H183V97L187 98ZM193 94H194V95H193ZM43 95H45L46 97L44 96V97H45V98H44ZM51 95H52V96H51ZM56 95H58V96H56ZM60 95H61V96H60ZM80 95H79V96H80ZM86 95H87V96H86ZM90 95H92V96H90ZM120 95H121V98H119ZM127 95H128V96H127ZM135 95H136L137 98H135ZM145 95H146V96H145ZM164 95H165V97H164ZM167 95H168V96H167ZM170 95H173V97H170ZM65 96H66V97H65ZM100 96H102V98H103V95H100ZM116 96H119V97H117V98L120 100L121 105H120L119 101H118V103H117V100H118V99L116 98ZM141 96H142L143 98H145V99H146V97H148V98H147V100H145V99H143V98L141 99ZM191 96H192V97H191ZM48 97H49V98H50V97H54V98H53V99H52V98L49 99ZM55 97L59 98V100H58L57 98H55ZM63 97H64V98H63ZM70 97H71V99H73V101L70 99ZM112 97H114V98L116 99V101H115L114 98H112ZM129 97H130V98H129ZM149 97H151V98H149ZM176 97H177V98H176ZM36 98H38V99L41 98V99H40L39 102H38V99H36ZM66 98H67V99H66ZM87 98H88V99H87ZM89 98H91V99H89ZM111 98H112L113 100H110ZM122 98L125 100L126 103L124 102V100H123ZM43 99L45 100V102L42 101ZM51 99H52V100L56 99V101H55V100H54L55 102L52 101L53 103L51 104ZM86 99H87L88 101L91 100V102H92V107H91V103L88 102ZM93 99H94V98H93ZM104 99H103V100H104ZM121 99H122V100H121ZM136 99H138L139 101L136 100ZM149 99H150L151 102H152V100L154 99V100H153L154 103H150ZM165 99H166V100H165ZM172 99H173L174 101H173ZM178 99H179V100H178ZM57 100H58L59 102H58ZM60 100H62L61 103H60ZM66 100H68V101H66ZM76 100H77V101H76ZM78 100H79V101H78ZM84 100H85L86 104H85ZM140 100L142 101V103L144 102L145 105H144V103H143V106H142V105H141L142 103H141ZM144 100H145V101H144ZM163 100H165V101L163 102ZM167 100H169V104H167V103H168ZM175 100H176V101H175ZM177 100H178V101H177ZM184 100H186L187 103H186ZM40 101H41V103H40ZM46 101H47L48 103H47ZM63 101H64V102H63ZM121 101H122V102H121ZM135 101H138V102L136 103ZM170 101H171V104H170ZM179 101H180V102H179ZM182 101H183V102H182ZM76 102H78V103H76ZM81 102H82V103H81ZM83 102H84V103H83ZM95 102H96V103H95ZM112 102H113V103H112ZM127 102L131 103V105H130L129 103H127ZM157 102H159L160 104L157 103ZM165 102H166V103H165ZM175 102H177V103L175 104ZM178 102H179V106H180V104L182 105V106H181L182 109L179 108V106L177 107ZM181 102H182V103H181ZM189 102H190V104H188ZM34 103H35V104H34ZM37 103H38V104H37ZM42 103H43V104H42ZM46 103H47V104H46ZM59 103H60L61 105H59ZM71 103H72V105H71ZM94 103H95V105H96L97 107L94 105ZM115 103H116V104H115ZM132 103H136L137 105H136V104L134 105V104H132ZM140 103H141V104H140ZM147 103L149 104L148 106H147ZM164 103L167 104L168 106H165ZM172 103H173V104H172ZM194 103H195V104H194ZM39 104H40L41 106H40ZM48 104H49L50 108H49ZM53 104H55L57 107H56L55 105L53 106ZM57 104H58V105H57ZM64 104H65V105H64ZM66 104H68L69 106L67 107ZM73 104H74V105H73ZM78 104H79V105L81 104V105L79 106ZM82 104H83V105H82ZM88 104H90V105H88ZM106 104H107L108 108H107V106H105ZM117 104H119L118 106H120V109H117V108H118ZM153 104H155V105H153ZM161 104H163V105H161ZM196 104H197V105H196ZM36 105H37V107H36ZM38 105H39V108H38ZM45 105H47V106H45ZM63 105H64V106H63ZM84 105H85V106H84ZM115 105H116V106H115ZM124 105L127 106V107L129 106V107H128V108H127V107H124ZM139 105H140V106H139ZM158 105H159V106H162V109H160L161 107H159ZM171 105H172V106H171ZM175 105H176V106H175ZM185 105H186V107L183 108V106H185ZM187 105H190L191 108H190V106L188 107ZM194 105H195V106H199V107H197V108H199V109L195 108ZM42 106H43V109H44V106L47 107V108H49V109H53V108L55 107L54 110H55V109H56V110L59 109V111H60V108H61L62 110L65 108L64 110H66V112H65V111H63V112L61 111L60 115L62 114V116L64 117V114H66V116H67V120H66V119H65V121L63 120L64 123H63V121H61L60 124H59V123H55V124H54L55 126H53V124L50 125V123H49V121H48V123H47L48 125H46L47 128H45V125H44V126H43L44 129H43V127L39 124V123H41V122H39V121H40V120L42 121V119H40V118L42 117V115H44V114H43V111H44V110H43L42 108H40V107H42ZM65 106H66V107H65ZM76 106L79 107V108H77ZM83 106H84V110H83V108H82ZM94 106H95V107H94ZM121 106H122L123 108H122ZM130 106H133V107H134V106H137V108L134 107V108H136V109H134V108H132V107H130ZM141 106H142L143 108H142ZM144 106H147V107L144 108ZM152 106H155V107H152ZM170 106H171V107H170ZM192 106H194V108H193ZM51 107H53V108H51ZM59 107H60V108H59ZM62 107H63V108H62ZM114 107H115V108H114ZM116 107H117V108H116ZM151 107L154 108V109H153L154 111H152V108H151ZM156 107H157L158 109H157ZM166 107H167V108H166ZM169 107H170V108H169ZM175 107H177V109H176ZM34 108H35V111H33ZM47 108H46V109H47ZM57 108H58V109H57ZM66 108H67V109H66ZM106 108H107L108 110H107ZM109 108H110V109H109ZM125 108H126V109H125ZM130 108H131V109H130ZM155 108H156V109H155ZM46 109H45V112H44V113H47V112H48L47 110H49V109H47V110H46ZM71 109H72V110H71ZM78 109H79V111H78ZM123 109H124V111H123ZM129 109H130V110H129ZM145 109H146V111H147L148 113H147L146 111L144 112ZM169 109H171V110H169ZM172 109H173V111H172ZM180 109L182 110L184 116H185V113H186L187 118H186V116H185V119L187 120V123H188L187 125H188V126L190 125V127L192 126V127H191L192 129H191L190 127H188V126H187V127H186V126L183 127V124L180 123V121H179L180 119L176 117V116H177L176 113H177V112L180 113V111H181ZM185 109H187V110L185 111ZM188 109H189V110H190V109H193V110H190V111H189ZM201 109H202V110H201ZM37 110H38V111H37ZM41 110H42V111H41ZM70 110H71V111H70ZM116 110H117V113H116ZM125 110H126V111H125ZM127 110H128V112H127ZM155 110H156V111H155ZM164 110H165V111H164ZM166 110H167V112H171V111H172V113H174V112H176V113H174L175 115H174V114L171 115L170 113H168V115H170V116H169L170 119H169ZM176 110H177V111H176ZM194 110H196V112H198V113L196 114ZM198 110H199V111H198ZM200 110H201V111H200ZM40 111H41L42 114L40 113ZM68 111H69V112H68ZM75 111H76V112H75ZM84 111H85V112H84ZM107 111H108V112H107ZM150 111H152V114H151ZM157 111H158V112H157ZM163 111H164V113L162 114ZM193 111H194V112H193ZM33 112H34V113H33ZM37 112H38V113H37ZM70 112H71V113L73 112V113L71 114ZM78 112H79L80 114H79ZM110 112H111V113H110ZM124 112H127V113L124 114ZM149 112H150V114H151V120H150V114H149ZM153 112H154V113H153ZM187 112H189L188 114L191 113V115H188ZM202 112H204V113H202ZM35 113H36V115H35ZM69 113H70L71 119H70V116H68ZM74 113H76V114H74ZM81 113H82V114H81ZM132 113H134L135 115H133ZM144 113H147V114H144ZM155 113H157V116H155V115H156ZM159 113H161V114H159ZM193 113H194V114H193ZM39 114H41V116H40ZM77 114H78V115H77ZM106 114H105V115H106ZM109 114H107V115L110 116ZM121 114H124V115H121ZM136 114H137V115H136ZM154 114H155V115H154ZM181 114H182V113H181ZM24 115H25V116H24ZM26 115H29V117H31V118L29 119L28 116H26ZM32 115H33L34 117H33ZM75 115H77V116L74 117ZM81 115H83L84 117L81 116ZM105 115H103L102 117H106V116H107V115H106V116H105ZM158 115L161 116V117H160V116H159V117L162 119L161 122H163V123L160 122V120H159L160 118H157ZM162 115H167V116H163V117H162ZM202 115H203V116H202ZM39 116H40V117H39ZM66 116H65V117H66ZM79 116H80V117H79ZM118 116H119V115H118ZM148 116H149V118H148ZM154 116H155L158 120L155 119ZM172 116H174V117L172 118ZM193 116H194V117H193ZM26 117H27V118H26ZM77 117H79V118H77ZM152 117H154V118L152 119ZM166 117H167V118H166ZM188 117H190L189 120H188ZM192 117H193V118H192ZM38 118H39V119H38ZM75 118H77L78 120H77V119L75 120ZM80 118H81V119L84 118V119H83V120H84L83 123H82V121H81ZM171 118H172V120H171ZM174 118H177V119H176V122H177V123H175V122L173 121ZM26 119H28V120H26ZM31 119H33V120H31ZM37 119H38L39 121H38ZM79 119H80V121H79ZM104 119H105V118H104ZM130 119L132 120V122L130 121ZM139 119L142 120V121H140ZM163 119H164V120H163ZM166 119H167V120H166ZM24 120H25V122H24ZM71 120H72V121H71ZM155 120H156V121H155ZM165 120H166V121H165ZM169 120H171V121L169 122ZM26 121H28V122H30V123L28 124V122L26 123ZM36 121H38V122H37V125H34V124H36ZM69 121H70V122H69ZM73 121H74V122L76 121V123L78 122L77 124L80 123L79 126H78L76 123H75V124L72 123ZM108 121H109V119L107 120V117H106V119H105L103 122H106V123H107ZM133 121H135V122H133ZM137 121H138V123H140V122H141V123L138 124ZM158 121H159L161 124H163V126H162V125H159L160 123H159ZM191 121H190V122H191ZM194 121H192V122H194ZM32 122H33V123H32ZM67 122H68V126H67V127H66V126H62V123H63V125H65ZM150 122L152 123V125H153V123H155V122H157V123H155V124L152 126ZM165 122H166V123H165ZM168 122H169V123H168ZM23 123H25L27 127H26L25 124H23ZM69 123H70V124H69ZM110 123H111V122H109V124H110ZM132 123H136V124H138V125H136V124H132ZM170 123H171L172 125H173L174 123L177 124L178 126L175 125V124H174V126H175V127H178L179 129L181 128V125H182V128H183V129L181 128L182 130H179L178 128H173L174 126L172 127ZM21 124H22L23 126H22ZM56 124H57V125H56ZM82 124H85L86 126H85V125H82ZM111 124H112V123H111ZM141 124H142V125H141ZM157 124H158V126H157ZM164 124H165V125H164ZM169 124H170L171 127L169 126ZM179 124H180V125H179ZM32 125H33L34 128L32 127ZM49 125H50V126H49ZM71 125H72V127H71ZM73 125H74V126H73ZM76 125L78 126V128H79L80 130H79V129H76V128H77ZM134 125H136V126H134ZM147 125H149V126H147ZM35 126H36V128H37V126H39V128L41 127L40 129H41V131H44L43 134L45 133V135H42V132L39 131V130H40L39 128H38L39 130H35V129H36ZM59 126H60V127L62 126V127L59 128ZM69 126H70V127H69ZM75 126H76V127H75ZM80 126H81V128H80ZM83 126H84V127H83ZM87 126H89V127L87 128ZM109 126H110V125H109ZM145 126H146V127H145ZM155 126H157L158 128H157V127L155 128ZM159 126H160V127H159ZM161 126H162V127H161ZM165 126H166V128H165ZM179 126H180V127H179ZM48 127H49V128H48ZM51 127H52L53 129H52ZM54 127H55V129H58V130H55ZM56 127H58V128H56ZM63 127H65V128H63ZM151 127H152V128H151ZM163 127H164L165 129H168V130H171V131H168V130H167V131H168V132H167L165 129H164V130H165V131H164V130H163ZM30 128H31V130H30ZM62 128H63V129H62ZM68 128H69V129H68ZM71 128H73V129H71ZM82 128H83L84 130H83ZM107 128H108V127H106L105 130H107ZM148 128H149V129H148ZM153 128H154V129H153ZM161 128H162V129H161ZM185 128H186L187 130H185ZM189 128H190V129H189ZM28 129H29L30 132L28 131ZM48 129H49V130H48ZM61 129H62V130H61ZM66 129H68L69 131H65ZM109 129H110V128H108L107 131H111V129H110V130H109ZM139 129L141 130L140 132L144 131L145 129H146V130L148 129V130H149V131H148L149 133L144 132V134L146 133V134H145L146 136L143 137L144 134L142 135L143 132L140 133V132H139ZM142 129H143V130H142ZM151 129H152V130H151ZM156 129H158V130H156ZM173 129H174V130H173ZM177 129L179 130V132H180V131H181V132H184V131H185L184 133L186 134V138H185V134H184L183 137L181 138V135H180L181 132L178 133V134L180 135V139H179L178 136H177V135H178L177 132H175L177 135L175 134V136H174L173 133H174L175 130L178 131ZM23 130H24V131H23ZM52 130H55L56 133H55V131H54L55 134L52 133V132H53ZM74 130H75V131L78 130V132L80 131V133L76 135V134H74V133H76L77 131L75 132ZM81 130H82V131H81ZM113 130H114V129H113ZM117 130H119V131L117 132ZM146 130H145V131H146ZM153 130H154L155 132H154ZM183 130H184V131H183ZM34 131H35V132H34ZM37 131H39V132L37 133ZM46 131H47V132H46ZM60 131H61V132H60ZM72 131H73V132H72ZM132 131H134L135 133L132 132ZM150 131L154 132L153 135H152V137L150 136V135L152 134V133H150ZM159 131H161V132H159ZM162 131H163V132H162ZM187 131H188V133H187ZM190 131H192V132H194V133H192V132H190ZM31 132H33L34 134L31 133ZM50 132H51V133H50ZM57 132H58V133H57ZM64 132H65V133H64ZM66 132H67V133L69 132L68 135L66 134ZM91 132H92L93 134H91ZM129 132H131L132 134L129 133ZM138 132L140 133V134H139L140 136H136V137H137V138H136L135 135H138ZM165 132H167L168 134L165 133ZM36 133H37V134H36ZM40 133H41V134H40ZM48 133H49V134H52V135H49ZM71 133L74 135V138H75L76 140H75L74 138H72L73 135H72ZM159 133H160V134H159ZM189 133H190L192 136H191ZM199 133H200V132H199ZM220 133H222V134H220ZM230 133H231V134H230ZM24 134H25V135H24ZM26 134H27V135H26ZM28 134H29V135H28ZM35 134H36V135H35ZM53 134H54V135H53ZM56 134H58V135L60 134V135L58 136V135H56ZM65 134H66V135H65ZM69 134L72 135V136H70ZM102 134H105L106 136L109 135V136H108V138H107V137L103 136ZM129 134H130V135H129ZM133 134H134V135H133ZM147 134H149V136H147ZM155 134H156V135L158 134L157 136H159V137H158V138H157V137L155 138ZM161 134L163 135V138H162V139L164 140V143H165V144L163 143V141H161V140H162V139H161V136H162ZM165 134H166V135H165ZM172 134H173V135H172ZM181 134H182V133H181ZM187 134H188V136H189V135L191 136V137H189V138H192V137H194V136H195V138H192V139L189 140ZM195 134H197V135H195ZM23 135H24V136H23ZM30 135H32V136H30ZM39 135H40V138H39ZM41 135H42V136H41ZM62 135H63L64 137H63ZM141 135H142V136H141ZM160 135H161V136H160ZM164 135H165L166 137H165ZM168 135H170V136H168ZM171 135H172L173 138H174V139H173V142L171 141V139H172V138H171V137H172ZM198 135H199L200 138L197 137ZM220 135H222V137L224 136L225 138H224V137H223V138H224L225 140L222 139V137H221ZM19 136H20V135H19ZM29 136H30V137H29ZM43 136H46V137L49 136L48 138L45 137V139H44V144H43V142H42ZM61 136H62L63 138H62ZM98 136H99V137H98ZM100 136H101V137L103 136L104 138L102 137V139H100V138H101ZM132 136H133V137H132ZM176 136H177V137H176ZM217 136H219V137H217ZM50 137H52V140L49 139ZM53 137H54V138H53ZM56 137H57V138H56ZM58 137H60V140H59ZM134 137H135V138H134ZM141 137H143V138H141ZM147 137H148V138H147ZM168 137H169V140L166 139V138H168ZM202 137H203V136H202ZM227 137H228V138H227ZM34 138H33L32 140H34ZM131 138H134V139H131ZM140 138L143 139V140H141ZM151 138H152V139H151ZM164 138H165V139H164ZM176 138H178L180 142H179L178 139H176ZM216 138H217V139H216ZM54 139H55V140H54ZM56 139H58V140H57L58 142L56 141ZM94 139H95V137H94ZM109 139H110V140H109ZM145 139H146V140H145ZM149 139H150V140H149ZM155 139H157V140H155ZM175 139L177 140V143L175 142V141H176ZM219 139H220V140H219ZM46 140H47V141H46ZM48 140H49V141H52V145H51V142H49ZM118 140H119V141H118ZM132 140H136V143H135L134 141H132ZM139 140H140V141H139ZM147 140H148L150 143L153 142V143H152V146H153L154 149L151 147V144L148 143ZM154 140H155V141H154ZM158 140H160V141H158ZM197 140H198V141H197ZM199 140H201V141H199ZM223 140H224V141H223ZM123 141H124V142H123ZM137 141L140 142V143H138ZM141 141H142V143H141ZM144 141H147V142L144 143ZM156 141H158L157 144L159 145V147H161L160 149L157 148L158 146L155 144ZM165 141H166V142H165ZM169 141H170V143H169ZM217 141H218V142H217ZM219 141H220V142H219ZM39 142H41V144H39ZM54 142H55V143H54ZM85 142H86V141H85ZM90 142H91V144H90ZM160 142H161V143H160ZM171 142H172V143H171ZM178 142H179V143H178ZM199 142H201V143H199ZM53 143H54L56 146L53 145ZM92 143H93V144H92ZM128 143H129V144H128ZM162 143H163L164 145H163ZM175 143H176V144H175ZM197 143H198V144H197ZM214 143H215V145H214ZM225 143H227V142H225ZM82 144H83V143H82ZM122 144H123V145H122ZM143 144H146V147H148L147 145H149V147H148V149L150 148L149 151H148L147 148H145V145H143ZM153 144H155L156 146H154ZM170 144H172V147H169V146H168V145H170ZM173 144H174V145H173ZM179 144H180V145H179ZM196 144H197V145H196ZM211 144H213L214 147H212ZM222 144H223V145H222ZM49 145H50V146H49ZM72 145H74V144H72V143L69 144L70 147H71ZM96 145H99V147L97 146V147H98V148H97ZM117 145H119L120 147L118 148ZM127 145H128V147H127ZM141 145H142L143 147H141ZM176 145H178L179 147L176 146ZM181 145H182V146H185V147H180ZM218 145H219V148L217 147ZM12 146H13V145L11 144V145L8 146V147H10V150L13 149L14 151H16ZM51 146H52V147H51ZM101 146H102V147H101ZM107 146H108V148H106ZM109 146H110V147H109ZM170 146H171V145H170ZM203 146H204V148H203ZM205 146H206V147H205ZM224 146H225V145H224ZM44 147H45V146H44ZM100 147H101V148H100ZM103 147H104V149H107V150H104ZM123 147L120 148L121 150H119V152H122V151H123ZM155 147H156V148H155ZM166 147H167V148H166ZM168 147H169V148H168ZM174 147H175V148H174ZM177 147H178L180 150H178ZM211 147H212L213 149H212ZM48 148H49V149H48ZM125 148H124V150H125ZM134 148H135V149H134ZM140 148H141V149H140ZM142 148H143V152H144V153H141V154H143V156H144L143 158H142L141 155H140V152H142ZM165 148H166V149H165ZM172 148H174V149H176V150H178V151H175V152H174V149L172 150ZM181 148H184V149H181ZM185 148H186V149H185ZM215 148H216V149H215ZM217 148H218V149H217ZM97 149H101V150H100V151H97ZM144 149H145V150H144ZM157 149L159 150L158 153L156 152L158 155H154V156H156V159L158 158V156H160L159 153H161V156H164V157H163V159H162V157L160 156V157H159L160 159H157V160L155 161V157L150 156V154H151V155L154 154L155 151H157ZM162 149H164V150H162ZM169 149H170V151H169ZM208 149H209V151H210V156H209V157H208V155H209V151H206V150H208ZM214 149L217 150V152H216ZM13 150H12V151H13ZM46 150H47V152H45ZM110 150H111V151H110ZM146 150H147L146 153H148V152L150 153L151 151L154 152V153H150V154L148 153V154H149V156H148V154L145 153ZM153 150H154V151H153ZM160 150H161V151H160ZM181 150H182V151H181ZM183 150H186V151H183ZM212 150H213V151H212ZM116 151H117V152H116ZM138 151H140L139 154H138ZM164 151H165L166 153H165ZM205 151H206V153H205ZM214 151L216 152L215 154H214ZM96 152H97L98 154H97ZM124 152H125V151H124ZM163 152H164V153H163ZM173 152H174L173 156L169 155V153L172 154ZM179 152H180V153H179ZM182 152H183V153H182ZM91 153H92V152H91ZM176 153H177V154H176ZM181 153H182V155H183V154L186 155V153H188V155H189L188 157H190V158L185 157V159H184V155H183V156L180 155V157H179V154H181ZM96 154H97V155H96ZM116 154H115V155H116ZM118 154H119V153H118ZM120 154H121V155H122V154L124 155V153H120ZM135 154H136V155H135ZM144 154H145V155H144ZM162 154H163V155H162ZM175 154H176V155H175ZM213 154H214L215 157L212 156ZM126 155H128V156H126ZM129 155H130V156H129ZM131 155H132V156H131ZM134 155H135V158H133ZM137 155H138V156L140 155V156H139V157H140L139 159L142 161L141 163H143V166H142V164H139L140 162L138 161V158H137L138 156H137ZM165 155H168V156H165ZM177 155H178V156H177ZM22 156H23V155H22ZM176 156L180 158V159H179L180 161H181V158L183 157L182 159H183V163H184V161H185V163H184L185 166L182 164V161L180 162L179 160H177L178 158H177ZM181 156H182V157H181ZM98 157H99V158H98ZM126 157H127V158H126ZM128 157H129V158H128ZM131 157H132V158H131ZM147 157H148V158H147ZM149 157H150V158H149ZM152 157H153V158H152ZM168 157H169V158L172 157V158H170L171 160L168 161V164H167L166 161L168 160ZM45 158H46V157H45ZM130 158H131V160H129ZM175 158H176V159H175ZM186 158L189 159V160L187 161ZM133 159H135V162H134ZM136 159H137V160H136ZM142 159H146V160H142ZM147 159H148V160H147ZM150 159H151V160H150ZM152 159H153V160H152ZM173 159H175L176 161H175V160L173 161ZM206 159H205V160H206ZM109 160H110V161H109ZM149 160L152 162V164H150V162L148 163ZM215 160H216V161H215ZM108 161H109V162H108ZM131 161H132V162H131ZM136 161H137V162H136ZM145 161H146L149 165H148V164H145ZM153 161H155V163L158 164V166H157L156 164H153ZM172 161H173V162H176V163H177V166H178V165H179V166H178V167L175 166L176 163H173ZM177 161H179V163L182 165V167H181L180 164H178ZM189 161H190V163H189ZM10 162H11V158L7 160V164H9ZM107 162H108V163H107ZM161 162H162L163 164H164V162H165L164 166H165V165L168 166V169H167V167H164V166H163L164 168L161 167V165H163V164H160ZM186 162H187V163H186ZM206 162H207V163H206ZM211 162H212L213 164H212ZM215 162H216V163H215ZM97 163H96V164H97ZM105 163H107V164H105ZM131 163H132V164H131ZM136 163H137V166L134 165V164H136ZM188 163H189V165H188ZM214 163H215V164H214ZM115 164H116L117 167L114 166ZM209 164H210V166H212V165H213V166L210 167ZM107 165H108V166H107ZM133 165L135 166V168H136V167H139V168H137V170H138V169H140V170H138V172H137L136 170H134V166H133ZM138 165H141V166L143 167V170H141L142 167H141V166H138ZM146 165H148V167H147ZM154 165H155V166H154ZM169 165H170V167H169ZM217 165H218V166L220 165V166L218 167ZM11 166H12V165H11ZM132 166H133V168L131 169ZM149 166L151 167V169L149 168ZM159 166H160V167H159ZM172 166H173V167H172ZM174 166H175V167H174ZM214 166H215V168H213ZM109 167H110V168H109ZM112 167H113V168H112ZM145 167H146V168H145ZM155 167H156V168H155ZM106 168H107V169H106ZM161 168L164 169L165 173H164V171H162L163 169H161ZM170 168H171V170H169ZM174 168H175V169H174ZM183 168H184V169H183ZM187 168H188V169H187ZM108 169H109V170L112 169L113 174H112V171H109ZM113 169H118V170L114 171ZM173 169H174V170H173ZM179 169H180V171H183L184 173L179 172V171H176V170H179ZM209 169H210V170H209ZM107 170H108L109 172H111L112 175H111L109 172H107ZM120 170H121V172H120ZM128 170H129V172H127ZM146 170H147L148 173L146 172ZM148 170H149V171H148ZM151 170H152V172H151ZM154 170H155V171H154ZM157 170H159L158 173L156 172ZM167 170H168V171H167ZM185 170H186V172H187L188 174H185V173H186ZM208 170H209V171H208ZM212 170H215L216 172H215V171L211 172ZM140 171H141V172H140ZM169 171H172V172L170 173ZM191 171H192V172H191ZM207 171H208V172H207ZM225 171H226V170H225ZM122 172H123V173H122ZM142 172H143V174H140V173H142ZM145 172H146V173H145ZM153 172H154V173H153ZM160 172H161V173H160ZM194 172H195V173H194ZM107 173H109V174H107ZM118 173H119V174H118ZM121 173H122L123 175H122ZM135 173H136V174H135ZM149 173H150V174H149ZM152 173H153L154 175H152ZM159 173H160V174H159ZM169 173H170L171 176H176V175H179L180 173L183 174V176L181 177V175H180V177H179V176H176V177H170V176H169ZM191 173H192V174H191ZM105 174H107V175L105 176ZM120 174H121V175H120ZM130 174H131V175L134 174V177L137 178V179H136L137 181L135 180V182H134L133 179H135V178L132 179V176H129ZM137 174H139V175L137 176ZM144 174H146V175L148 174V176L146 177V176H144ZM157 174H158V177H157ZM165 174L168 176V178H167V176H165ZM173 174H174V175H173ZM200 174H201V173H200ZM215 174H216V175H215ZM219 174H220V173H219ZM109 175H111V176H109ZM115 175H116V176H115ZM118 175L120 176V178L118 177ZM124 175H125V176H124ZM127 175H128L129 177H126ZM135 175H136L137 177H136ZM141 175H142V176H141ZM149 175H150V176L152 175L153 178L151 177V179H148V178H150ZM162 175H163V177H162ZM186 175H187V177H186ZM188 175H189V177H188ZM192 175H194L195 177H193ZM107 176H108V177H107ZM121 176H123L124 179H123V178L121 179ZM160 176H161V178H160ZM184 176H185V177H184ZM104 177H105V178H104ZM106 177H107V179H106ZM113 177H114V178H113ZM141 177H143V178H141ZM145 177H146V179L144 180ZM164 177H166L168 180L165 179ZM169 177L172 178V179H170ZM178 177H179V179H181L182 181H180V180L178 179ZM183 177H184V179H182ZM197 177H198V176H197ZM115 178H116L117 181H115ZM140 178H141V179H140ZM154 178H155V179H154ZM173 178H174V179H173ZM185 178H189V179L191 178L190 180H192V178H193V181L191 182V181L188 179L189 181H188V183H187V179H185ZM218 178H219V177H218ZM218 178H217V179H218ZM108 179H110V180H108ZM119 179L122 180V181H120ZM129 179H130V180H129ZM138 179H140V181L143 179L142 181L145 182L144 185H143L142 183L139 184L140 182H138ZM161 179H162V181H161ZM169 179H170V181H169ZM131 180H132L133 182H132ZM146 180H151V181H150V183H149V181H148V183H149V184H148ZM155 180H157V182H156ZM165 180H166L167 182H169L168 185H167V182H166ZM173 180H175V181H173ZM176 180H177V181H176ZM183 180H184L185 182H184ZM125 181H126V182L131 181L132 184H131V182H128V183H129L128 185H131V187L128 186V185H126L127 187H125V186H124V184L126 183ZM152 181H154L157 185H160L161 187H160V186H157L155 183L152 184V183H151ZM164 181H165L166 183H164ZM179 181H180V183L182 182V184H178ZM109 182H110V183H109ZM118 182H119V183H118ZM136 182H138V183H136ZM183 182H184V184H183ZM160 183H161L163 186H162ZM172 183H173L174 186L172 185ZM186 183H187V184H186ZM117 184H118V185H117ZM134 184H135V185L138 184L137 187H136ZM146 184H147V187H149V188L146 187L147 189L144 188V186H146ZM154 184H155V185H154ZM165 184H166V185H165ZM177 184H178V185H177ZM119 185H121V186H119ZM122 185H123V187H122ZM140 185H143V186H140ZM151 185H153V186H151ZM171 185H172V186H171ZM182 185H183L184 187H186V188L184 189V187H183ZM186 185H187V186H186ZM232 185H233V184H232ZM232 185H231L230 187L233 188L234 185H233V186H232ZM113 186L117 187L120 191L117 190V188H115V187H113ZM138 186H140V187H138ZM181 186H182V187H181ZM129 187H130L131 189H129ZM132 187H133V189L136 188V190L139 188V189H141L142 191L138 190V191H137L138 193H137V192H135L136 190L133 191ZM141 187H143V188H141ZM163 187H165V189H162ZM167 187H168V188H167ZM170 187H172V188H170ZM33 188H35V187L33 186ZM124 188H126V190H125ZM158 188H159V189H158ZM169 188H170V189H169ZM177 188H178V190H177ZM113 189H114V190H113ZM122 189H124V191H123ZM127 189H129L130 191L132 190V191L130 192V191L127 190ZM143 189H145V190H143ZM160 189H161V190H160ZM166 189H167V191H165ZM168 189L170 190L171 193L169 192ZM100 190H101V191H100ZM102 190H103V189H101L100 187H98V189H97V191H98L100 194L103 193ZM116 190H117V191H116ZM171 190H173V191H171ZM160 191H161V192H162V191H165V192H162V193H161ZM106 192H107V191H106ZM133 192H134V193H133ZM159 192L161 193V194H159L160 196H158V194H157V193H159ZM168 192H169V193H168ZM184 192H185V193H184ZM125 193H126V192H125ZM140 193H141V195H139ZM163 193H164V196H163ZM166 193H168L167 196H166ZM173 193H174V194H173ZM136 194H138L139 196L136 195ZM171 194H172V195H171ZM177 194H178V195H177ZM182 194H184V195H182ZM16 195H17V191H16V190H13V191L10 193V197H11L12 199H14V197H16ZM108 195H110V194H108ZM161 195H162L163 198L161 197ZM170 195H171V196H170ZM135 196H136V197H135ZM137 196H138V197H137ZM141 196H142L143 198H142ZM152 196H153V197H152ZM160 197H161V199H160ZM109 199H111V197H110ZM154 199H155V198H154ZM2 201H3V202H2ZM5 201H6V200H1V201H0V211L2 212V215H3V216H5L6 218L9 219V220L7 219L6 223H7L9 226L13 224V227L10 226L11 228L8 226L9 229H13V230H15L16 232H18V234H19L21 237H24L23 240H24V239H27L26 242L29 241L28 239H30L31 241H34V242H32V243H35V242L37 241L36 243H37V244L39 243V245H38L37 247H38L39 249H40V247H42V248L40 249V250H42V251L40 252V251L38 250V252L40 253V255L43 254L42 256H46L45 254H47L46 258H50V259H51V261H49V263H51V264H52V263H53V264H80L81 262H83V263H81V264H88V263H89V264H109V263L106 262L107 260L105 261V259H100V261H99V260H96V261L93 260L94 258H95V259L100 258L101 256H100L99 254H96V255L94 256L93 259H89V260H88L89 262H87V261L84 259L83 252H82L81 254L78 252V248H73V250H72V247H68V248H66V250H67V251H65L66 253H64L65 248L60 247L59 244L54 240V238L52 239L51 234H50L49 231H45V230L41 227L40 224H38V226H37V224H35V223L29 218V214H27V213H25V214L22 213V212H25V210H23V209L28 208V206L31 207V205L26 206V208H23L22 210H20V209L17 210V209H13V208L10 206V203H8V201H6V202L8 203V206H7V204H4ZM111 201H112V199H111ZM113 201H114L113 204L115 203V205H113V206L118 207V206H116L117 204H116L115 200H113ZM143 201H144V200H143ZM6 202H5V203H6ZM144 202H145V201H144ZM161 202H159L158 205H160ZM110 203L112 204V202H110ZM5 205H6V206H5ZM9 206L11 207V209H9V208H10ZM172 206H174V205L172 204ZM190 206H191V205H190ZM190 206H187V207H189V209H191V210H188V208L186 207V211H184L185 213L183 212V213H181V214L179 213V212H180V209H176V208H175V209H174L175 214H177V215H179V214H180V215H183V217H184V218H187V219L190 218V217L192 216V217H194V218L191 217L192 220H193V219L196 220V221H197V219H198V221L202 220V221H200L199 223H201V225L204 224L203 226L205 227V224L207 225V224H208V223H207L208 221L205 219V221L203 222V219H204V218H201L200 216L197 217L198 213L194 210L195 207H194V206H191V207H190ZM8 207H9V208H8ZM147 207H149V206H147ZM174 207H175V206H174ZM164 208H167V207L165 206ZM193 208H194V209H193ZM192 209H193V210H192ZM10 210H13V211L11 212ZM171 210H172V208L169 210V214H171V213H170V212H172ZM178 211H179V212H178ZM190 211H191V213H189ZM8 212H9L10 214H9ZM13 212H14V214H13ZM150 212H154L153 214H158L159 211L157 212V210H151V209H150ZM178 213H179V214H178ZM186 213H188V214L186 215ZM15 214H16V215H15ZM49 214H50V213H48V215H49ZM193 214H197V215H193ZM27 215H28V216H27ZM18 216H19V217H18ZM51 216H52V215L50 214V216H47V217H48V218H51ZM155 216L157 217L158 215H155ZM168 216H169V218L172 217L171 215H168ZM189 216H190V217H189ZM195 216H196L197 218H196ZM129 217H130L131 219L128 218V216H127L126 218H127L128 220L130 219V221L133 219V221H131V222L129 221L130 223H134V226H135L136 223H137L138 225L135 226V227L140 226L137 230H139V229L141 230V234H142V236H143L142 238H143L144 243L149 244V243H150V240H153V238H154V234L152 233V231H151L150 229H147V227L144 226V223L140 222V220H138V222H137V221L134 222L135 219H134L133 217H131V216H129ZM158 217H159V216H158ZM158 217H157V218H158ZM199 217H200V218H199ZM191 218H190V219H191ZM195 218H196V219H195ZM29 219H30V220H29ZM187 219H186V220H187ZM190 219H188V221H189ZM25 220H26V221H25ZM192 220H191V221H192ZM194 220H193V222H194ZM9 222H10V223H9ZM202 222H203V223H202ZM11 223H12V224H11ZM28 223H29V224H28ZM31 223H32V224H31ZM17 224H19V225H17ZM141 225H142V226H141ZM18 226H19L21 229L18 228ZM207 226H208V225H207ZM25 227H26V228H25ZM16 229H17V230H16ZM22 229H25L26 231H25V230H22ZM28 229H29V230H28ZM142 229H143V230H142ZM33 230H34V231H33ZM205 230H206V229H205ZM19 231H22V232H21L22 235L20 234ZM23 231H24L25 233L28 232L27 235H26ZM44 232H45V233H44ZM47 232H48V233H47ZM29 233H31V236H30V237H29V235H30ZM28 234H29V235H28ZM42 234H43V235H42ZM23 235H26V238H25V236H23ZM33 235H34V236H33ZM20 236H19V237H20ZM28 237H29V238H28ZM50 238H51V239H50ZM32 239H33V240H32ZM146 239H147V240H146ZM53 240H54V242H53ZM24 241H25V240H24ZM55 242H56V243H55ZM148 242H149V243H148ZM28 243H31V242L29 241ZM55 244H56V245H55ZM41 245H42V246H41ZM39 246H40V247H39ZM139 246H140V245H138V246L134 249V251H133L134 253H133V252L131 253V255H130L131 258H133V256L135 257V256L137 255V253H139V252H138L139 249H140ZM45 247H46V248H45ZM59 247H60V248H59ZM110 248H112V247H110ZM137 248H138V249H137ZM45 250H46V251H45ZM43 251H44V252H43ZM45 252H46V253H45ZM73 252H74V253H73ZM55 253H56V254H55ZM52 254H53V255H52ZM76 254H77V255H76ZM72 255H73V256H72ZM48 256H49V257H48ZM71 257H72V258H71ZM77 258H78V259H77ZM81 259H82V261H81ZM52 260H53V261H52ZM66 260H67V261H66ZM68 260H69V261H68ZM83 260H84V261H83ZM92 260H93V261H92ZM73 261H74V262H73ZM98 261H99V262H98ZM75 262H76V263H75ZM86 262H87V263H86ZM92 262H93V263H92ZM119 263L121 264V262H119Z\"/></svg>","mask_w":264,"mask_h":264}]
</instances>
